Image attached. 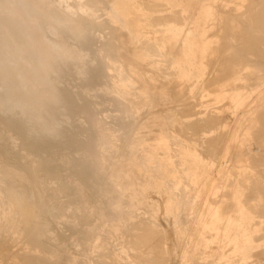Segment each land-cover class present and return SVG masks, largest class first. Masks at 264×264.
Returning a JSON list of instances; mask_svg holds the SVG:
<instances>
[{
	"label": "rangeland",
	"instance_id": "1",
	"mask_svg": "<svg viewBox=\"0 0 264 264\" xmlns=\"http://www.w3.org/2000/svg\"><path fill=\"white\" fill-rule=\"evenodd\" d=\"M116 0H107V1H105L104 3H103V6H104V8L106 7V8H109L110 7V5L112 4V3H114ZM175 1V2H174ZM153 0V3L155 4H152V5H149V8L151 9V8H153V9H151V14H153L155 17H153L154 19H158L157 17H160L159 15H163V14H168L169 12H167V11H163V9L165 8H162L163 6H162V4L164 3H166V4H169L170 5V7L173 9V10H175V11H178V10H184L186 13H190V14H197V13H199L202 9H203V7H205L206 5H204V3L202 2V0H186V1H184V0ZM199 1H200V4H199ZM216 3H215V2ZM227 1H229V2H227ZM210 0V2H209V5L208 6H210L211 7V10H212V12H213V16L215 15V17H213L212 16V20H213V22L215 21V23L216 22H220L219 24L217 23L215 26H214V24L215 23H212V20H210V22H208L209 24V33H210V36H198V35H187L186 33H183L184 35L182 36V38H181V41H182V43L181 44H178V46H176V48H175V46L173 47V48H171L170 46H169V48L167 49L168 51L166 52V53H164V58L166 59V60H164V58H163V60L164 61H162L161 63H160V60H158L159 58L157 57V58H155V60L156 61H154V60H152L153 61V63H152V61L150 60H148L147 61V55L145 56V54H146V52L144 53V51H142L141 52V49L140 48H137V46H136V44H135V42L131 39V41H130V38H131V36H129V33H127L128 31L127 30H125V29H122V27H117V33H118V41H119V43H120V45H121V48H120V50H119V52L117 53V59L118 60H120L121 61V63L124 65V66H126V67H124V70H125V73H128V75H130L131 76V78H132V80H133V84H134V82H136L135 84H136V86H137V84H138V86L136 87L135 86V84H134V86H133V90L131 91L132 93H134L133 95H131L130 97H128V99H126V98H124V99H122L121 100V102H120V105L122 106V108L124 109V111H126L127 112V114L129 115V118H130V125L126 128V129H124V130H116V129H114L113 127H111L108 123V121L105 119V118H103L97 111H93V110H91V112L88 114V118H89V121H90V124H91V132H90V134L87 136V140H88V147H87V150H86V159H85V169H84V171H83V174H80L79 173V171L77 170V168H79L80 167V164H79V161L77 160V159H75V160H73V166H74V168H72V169H70V174H69V178H70V182L71 183H73V185H74V187H75V193H76V196H78L77 197V200H76V206H78V207H76L75 206V208L73 209V211H75L74 212V215L76 216L75 217V220H74V222H76V220H77V222L76 223H74L73 221L72 222H69L68 220V222L66 221V220H63L64 222H62V224L60 225V226H58L57 224H54L53 225V227H52V229H53V231H54V234L56 235V241H57V243L59 244H62V242H64V241H66L65 243L67 244V247H66V250L64 251L65 253H69L70 252V256H71V254L72 253H75V252H77V247H78V245L77 244H81V246H82V248L84 249V250H87V251H89V250H91V248L92 247H95V250L96 251H100V252H102V254L100 255L102 258H104L103 260H105L106 261V258L109 260L110 258L109 257H111L112 259H110L109 261H108V264H112V263H114V264H146V263H148V264H156V262L155 261H157V264L159 263H161V264H163L164 263V261L166 262V263H164V264H184V262H185V264H199V263H201V264H223V259H228L229 258V256H232V254L234 255V252H232V250H231V248H229L230 247V245H229V240H228V238L227 239H225V240H223V242H220L218 245H216V244H213V242H214V237H212L211 238V240H210V237L208 236V235H206L205 234V232H204V234H203V240L201 241V242H199V241H197V242H195L197 239H198V236H196L195 234H188V228L189 227H195L196 225H198L199 224V222H202V225L204 224V226H203V228L204 229H207V228H210L211 229V226L212 225H215V226H217V223H218V214H212L213 212H212V210L211 209H209L208 211H207V214H204V212H205V208H206V206H207V202H209V199H210V197H212V195H213V197L211 198V199H213L215 196H217V191L219 192V194H218V196L219 195H221L222 196V198L224 199L225 198V196H223L224 195V193H223V191H222V193H221V190L223 189V187L225 186L224 184L227 182V174H228V170H230L231 171V173H234L235 171V169L237 168V167H240V168H242L243 167V164H246L247 166H252L254 163H253V161H252V159H253V157L252 156H250L249 157V154H244V150H243V147L245 146V147H247V149H249L250 151L249 152H251V154H255V152H261L262 153V155H260V157L262 158V161L263 162H260L259 160H258V163L259 164H264V137L262 136L263 134H264V126H260V123H261V125H264L263 124V122H264V115H263V113H264V29H262V27L264 26H261L262 24H263V22H264V9H262V8H264V1H262V0H256V2L257 3H259L258 5H257V3L255 2V0ZM254 2V4H255V6L253 7V6H250V5H252V3ZM258 1H260V2H258ZM157 2V3H156ZM173 4H172V3ZM183 4H182V3ZM219 2V3H218ZM237 2V3H236ZM241 2V3H240ZM252 2V3H251ZM239 3V4H238ZM249 3H251V4H249ZM107 4H109V5H107ZM160 4V6H158V5ZM253 4V5H254ZM106 5V6H105ZM159 7H157V6ZM248 5V6H247ZM108 6V7H107ZM153 6V7H152ZM176 6V7H175ZM216 6H218V7H216ZM245 6H247L248 8H250V9H248V11L246 10V7ZM262 6V7H261ZM161 7V8H160ZM225 7V8H224ZM233 7V8H232ZM156 8V9H155ZM177 8V9H176ZM182 8V9H181ZM196 9V10H195ZM218 9H219V11L220 12H222V13H220L219 11H218ZM235 9V10H234ZM260 9V10H259ZM152 10H153V12H152ZM158 10H161V11H158ZM215 10V11H214ZM229 10H230V12H229ZM255 11L256 12V14L254 13L253 14V12L252 11ZM263 10V13L261 12ZM229 13V14H231L232 15V20H233V18H234V16L236 17V14L237 15H239V14H241V12H242V14L241 15H239V16H237L236 18H235V20L236 19H239L238 21H240V23L242 22H244V25L246 26V24H248L246 27L243 25V24H241V26H240V24H239V22L237 21H231V18H229L231 15H229L227 12ZM245 11V14L243 13ZM156 12V13H155ZM220 14H219V13ZM217 13V14H216ZM225 13V14H224ZM233 13V14H232ZM262 15V17H261V15ZM156 14V15H155ZM224 14V15H223ZM235 14V15H234ZM251 14V15H250ZM234 15V16H233ZM243 15V16H242ZM249 16H251V17H249V19H248V17ZM255 15V16H254ZM225 18H224V17ZM226 16H227V18L231 21V22H228V19L226 18ZM253 16V17H252ZM220 17V18H219ZM239 17H241V18H239ZM246 17V18H245ZM255 17V18H254ZM214 18H216V19H218L219 21H217L216 19H214ZM244 20H243V19ZM250 18H251V20H250ZM255 19L256 21H254L253 19ZM260 18V19H259ZM227 21H226V20ZM248 20V21H250V22H252V23H250V22H248V23H246V20ZM257 19H259L258 21H257ZM221 20V21H220ZM223 20H225V22H223ZM263 20V22H260V21H262ZM254 21V22H253ZM227 22H228V24H227ZM256 22H258V24L256 23ZM212 23V24H211ZM224 24V26H223V24ZM230 23V24H229ZM257 24V25H254V24ZM262 23V24H261ZM222 26H221V25ZM233 24V25H232ZM237 24V27H235V29H234V25H236ZM199 25H200V28H203L204 29V27L206 28L207 27V23L205 22V21H203V20H200L199 21ZM226 25V26H225ZM250 25V26H249ZM252 25H254V26H256V27H258V28H254ZM213 26V28H211ZM219 26V27H218ZM228 26L230 27V28H228ZM242 26H244V27H242ZM222 27H223V29H222ZM227 27V29H225V28ZM233 27V28H232ZM246 28L247 30H249V31H251V28L250 27H252V31H251V33H249L248 31H246V29L244 30V29H242V28ZM214 28H216L215 30H214ZM254 28V29H253ZM264 28V27H263ZM212 29V30H211ZM230 31H229V30ZM233 29V30H232ZM223 30H226V31H229V33L227 32V33H223V32H225V31H223ZM231 30H232V32H231ZM244 31V33H243V31ZM263 30V31H262ZM127 31V32H126ZM240 31V32H239ZM253 31H255L254 33H253ZM211 32H214V33H211ZM221 32L222 34H224V36H226V37H228V38H223V35H221V34H219V33ZM248 32V33H247ZM123 33V35H125V36H121V34ZM216 33V34H215ZM244 35H243V34ZM247 33V34H246ZM253 33V35H251ZM237 36H236V35ZM255 34V35H254ZM209 35V34H208ZM213 35V36H212ZM219 35H220V37H222L221 38V40H220V37H219ZM241 35H243V37H244V39L242 38V37H240ZM245 35H246V37H245ZM250 35V36H249ZM216 36H218L217 38H219V39H217L216 38ZM239 36V38H240V40H241V38H242V40H241V42H240V40H239V38H237ZM248 36L251 38H248ZM253 36H255V37H253ZM130 37V38H129ZM149 38V39H148ZM147 39L148 40H150L149 41V43H151L152 41H151V39H150V37H148ZM151 38H153V36L151 37ZM252 38H253V40H252ZM258 38V40H257V43H255L254 42V39H255V41H256V39ZM146 39V40H147ZM223 39H225V40H223ZM121 40V41H120ZM147 40V41H148ZM213 40V41H212ZM215 40V41H214ZM224 42H223V41ZM237 40H239V41H237ZM250 40V41H249ZM261 40V41H260ZM263 40V41H262ZM207 42V41H210V43L209 44H211L210 46H213V48H214V50H215V52H214V50H211V48H210V50L208 51V53H212L211 51H213L214 53H212L211 54V56H214L213 58H211V56H210V54H208V57H206L205 58V61H206V64L207 65H209V67L211 68V70H210V68H207L206 67V65H203L202 63L200 64H198V63H192L191 61H190V59H188L187 58V54H189V56H193L194 58H197V59H199V51H198V49H195V47L193 46V43L194 42H197V43H200V44H203L204 42ZM225 41H227V42H229L228 44H229V46H227V42H225ZM242 41H244V42H242ZM259 41H260V44H259ZM131 42V43H130ZM185 42V43H184ZM231 42V43H230ZM245 42H247L246 44H245ZM248 42H249V44H248ZM252 42V43H251ZM262 42V43H261ZM131 44V46L129 45V44ZM134 43V44H133ZM214 43V44H213ZM221 43V44H220ZM223 43H224V45H223ZM233 43V44H232ZM242 43V44H241ZM124 44V45H123ZM184 46H183V45ZM254 44H255V46H254ZM258 45V47H256L257 45ZM127 45V46H126ZM134 45H135V47H134ZM181 45H182V47H181ZM218 45V46H217ZM232 45V46H231ZM243 45H245V46H243ZM250 45H253V46H251L252 48H250ZM223 46H227V47H224L223 48ZM234 46V47H233ZM243 46L244 48H243V51H241V47ZM128 47H129V49H128ZM132 47V48H131ZM216 47H218V49H220L219 47H222L221 48V50H219L218 51V49L216 48ZM240 48V50H239V48ZM245 47H247V48H245ZM254 47L256 48V49H254ZM134 48H135V50H134ZM212 48V49H213ZM225 48H227V49H225ZM238 48V49H237ZM257 48H259V50L262 52H259V50L257 49ZM260 48H262V50L260 49ZM139 49H140V51H139ZM223 49H224V52H223ZM246 49V50H245ZM128 50V51H127ZM135 52H134V51ZM175 50V51H174ZM183 50V51H182ZM239 50V51H238ZM244 50H245V52H244ZM250 50V51H249ZM258 50V51H257ZM125 51H126V53H125ZM216 51H217V53L219 52V54H217L216 53ZM235 51H238V52H235ZM249 51V52H248ZM253 51V52H252ZM133 52V53H132ZM141 52V53H140ZM168 52H170V54L168 53ZM220 52H222L223 54H222V56H221V53ZM239 52L241 53V54H239ZM248 52V53H247ZM257 52V53H256ZM260 54H259V53ZM180 53V54H179ZM228 53L229 54H231L230 56L228 55ZM234 53V54H233ZM235 53H236V55H235ZM244 53V54H243ZM128 54V55H127ZM135 54V55H134ZM137 54V55H136ZM142 54H144V55H142ZM174 54V55H173ZM179 54V55H178ZM245 54H247V55H245ZM257 56H256V55ZM262 54H263V57H261L262 56ZM168 55H170V58H169V56ZM178 57H177V56ZM183 55V56H182ZM216 55V56H215ZM228 56V58H226L227 56ZM233 55H234V57H233ZM122 56V57H121ZM127 56V57H126ZM130 56V57H129ZM145 58H144V57ZM172 56H175V57H172ZM182 56V57H181ZM218 56V57H217ZM221 57V59H219L220 57ZM241 56L244 58L245 56L246 57H248L249 58V60H250V58H251V60L249 61V60H246L245 61V59H247V58H244L243 60H242V58H241ZM172 57V58H171ZM181 57V58H180ZM210 57V58H209ZM225 57V58H224ZM231 57H233L234 59H232ZM239 59H237V58ZM122 58V59H121ZM134 58V59H133ZM167 58H169V62H168V60H167ZM177 59L178 60V62H186L187 64H189L190 66H191V68H189V71L187 72L188 74H189V76L191 77V79H196V77H198V76H202L203 78H205V80H206V78H208L207 80L208 81H210V80H217L218 79V77H219V79H218V81H216L217 82V89H215L216 87H213V84L214 83H216V82H213V80L212 81H210L209 83H211V84H207V80L205 81V83H204V85H207V88H208V90H210L211 92L213 91V90H215V92L217 93L218 92V87H219V85H220V87H219V89L220 88H222V85H223V87H229V86H231V85H233L234 84V79L235 78H238L239 79V82H236V86L237 85H240V88L238 89V90H236L235 92L237 93V98L236 99H234V101H232V103H230L229 101H227L228 103L227 104H229L228 106L226 105V100H224V101H217V100H215V101H213V99L212 100H200V99H197V98H194L193 97V100H195L196 101V103H198V110L196 109V111H198L200 114H196V113H194V111H195V108H197V107H195L194 105L196 104L195 103V101H193L192 99H191V101L192 102H194V103H192V102H189L190 101V98L191 97H189V96H191L192 94H191V90L189 91V89L187 88V87H185L187 84H189V83H187L186 85H185V83L181 80V79H178L177 77H175L176 75H175V73L174 74H172L173 73V66H169L170 64L171 65H173L172 63V60H170V59ZM179 58V59H178ZM183 58H185V59H183ZM208 58V60H206ZM222 58H223V60H222ZM235 58L238 60L237 62H236V60H235ZM123 59H124V61H123ZM139 60V61H137V60ZM144 59L146 60V61H144ZM217 59V60H216ZM227 59V60H226ZM233 60L232 62L230 61V60ZM135 60V61H134ZM159 62H158V61ZM180 60V61H179ZM219 60V61H218ZM228 60H229V62H231L230 64H228ZM255 60V61H254ZM260 60V61H259ZM133 61V62H132ZM145 63H144V62ZM165 61H166V63H165ZM217 61V62H216ZM224 61H226L225 62V65H223L224 64ZM256 63V64H254V62ZM258 63H257V62ZM128 62H129V64H131V65H129L128 64ZM150 62H151V66L149 65L150 64ZM155 62H157L159 65H157ZM164 62V66L165 67H167L166 69L167 70H165V67H164V69H163V65H161L162 63ZM169 64H168V63ZM209 64H208V63ZM217 64H216V63ZM219 62H223L222 64H220L219 65ZM234 62H236V63H234ZM243 62V63H242ZM251 62H253V63H251ZM137 65H136V64ZM140 63V64H139ZM144 63V64H143ZM147 63V64H146ZM213 63H214V66H212L213 65ZM233 63V64H232ZM242 63V64H241ZM133 64H135L134 66H133ZM138 64L140 65V66H138ZM142 64V65H141ZM156 64V65H155ZM216 64V65H215ZM238 64V65H237ZM252 64V65H251ZM259 64H260V66H259ZM147 65V66H146ZM149 65V66H148ZM161 65V66H160ZM211 65V66H210ZM217 65H219V67L217 66ZM227 65H229V67H227ZM231 65H233V67H231ZM242 65V66H241ZM155 66V67H154ZM156 66H157V68L160 70H156L157 68H156ZM160 68H159V67ZM224 66V67H223ZM262 66V67H261ZM135 67V68H134ZM144 67H147V70H146V68H144ZM148 67H149V69H148ZM214 67V68H213ZM221 67V68H220ZM235 67V68H234ZM139 68H140V70H139ZM171 68L173 69L172 70V73H171ZM207 68V69H206ZM226 68H228V69H230L229 71H227V69ZM243 68V69H242ZM262 68V69H261ZM128 69V70H127ZM136 69V70H135ZM151 69H153V71L151 70ZM212 69H214L213 71H212ZM218 69H221V70H219V71H222V69H224V71H227V73L225 74V73H223V71H222V74H220V73H217V71H218ZM126 70H127V72H126ZM143 70V71H142ZM164 70H165V72H168V73H171V74H169L168 75V73H167V75H166V73L164 72ZM236 70H237V72H236ZM251 70V71H250ZM149 72L148 73V75H147V73L146 72ZM159 71V72H158ZM170 71V72H169ZM208 71H211V72H207ZM218 71V72H219ZM239 71V72H238ZM241 71H243V73L241 72ZM134 74H133V73ZM139 72V74H138V76H137V73ZM144 72V73H143ZM144 75H143V74ZM158 73V74H157ZM164 75H163V74ZM209 73H210V75H209ZM214 73V74H213ZM230 73V74H229ZM231 73H233V74H231ZM141 74V75H140ZM162 74V75H161ZM218 75V76H216V75ZM223 74H225V76L227 75H231L230 77H232V78H229V76L228 77H224V75ZM155 75V76H154ZM159 75V76H158ZM175 75V76H174ZM215 75V76H214ZM234 75V76H233ZM245 75V76H244ZM248 75V76H247ZM210 76V77H209ZM224 77V78H222V77ZM262 76V77H261ZM161 77V78H160ZM163 77V78H162ZM212 77V79H210ZM216 77V79H214V78ZM245 77V78H244ZM247 78V79H246ZM256 78V79H255ZM261 78V79H260ZM140 79V80H139ZM146 79V80H145ZM153 79V80H152ZM156 79V80H155ZM222 79V80H221ZM224 79V80H223ZM148 80V81H147ZM162 80V81H161ZM172 80V81H171ZM158 81V82H157ZM171 81V82H170ZM173 81L175 82V84H176V81H177V84L178 85H180V87L179 86H177V85H175L174 83H173ZM180 82V84H179V82ZM219 81L221 82V84L219 83ZM223 81H224V83L225 84H223ZM226 81V82H225ZM249 81V82H248ZM260 81V82H259ZM139 82H140V84H139ZM143 82L145 83V84H143ZM156 82H157V84H156ZM167 82V83H166ZM182 82L184 83V84H182ZM168 83H170V84H168ZM173 83V84H172ZM219 83V84H218ZM240 83V84H239ZM252 83V84H251ZM254 83V84H253ZM150 84V85H149ZM153 84H154V86H153ZM162 84V85H161ZM164 84H166L165 86H164ZM255 84H257V85H255ZM142 85V86H141ZM153 87H152V86ZM158 85V86H157ZM208 85H210V86H208ZM214 85V86H215ZM229 85V86H228ZM243 85V87L244 88H242L241 86ZM247 85H248V87H247ZM252 85V86H251ZM254 85V86H253ZM162 86H164V87H162ZM174 87V86H176V87H178V88H172V87ZM188 86V85H187ZM234 86V85H233ZM136 87V88H135ZM156 89H155V88ZM160 87V88H159ZM182 87H183V90L185 89H187L186 91L187 92H185V90L183 91L182 90ZM211 87H213L212 89H211ZM158 88V89H157ZM137 91H136V90ZM138 89H140V91L138 90ZM161 90H167V92L166 91H164V92H162ZM178 91V93H177V91ZM150 91V92H149ZM153 91V92H152ZM259 91V92H258ZM136 92V93H135ZM166 92V93H165ZM173 92H175V93H177V97H176V94H173ZM185 92V96H183V93ZM214 92V91H213ZM212 92V93H213ZM131 93V94H132ZM139 95H138V94ZM147 93H149V94H147ZM182 93V94H181ZM189 93V94H188ZM140 94H141V96H140ZM179 94H181V95H179ZM142 95H143V97H142ZM148 95V96H147ZM187 95V96H186ZM212 95H215L214 93L212 94ZM254 95V96H253ZM133 96H134V98L135 97H137V98H133ZM144 96H145V99H144ZM193 96V95H192ZM252 96H253V98H252ZM133 98V99H131V101H129V98ZM151 97H152V100H151ZM175 97V98H174ZM181 98L182 100H179V98ZM187 97H189V100H188V98ZM142 98H143V100H142ZM177 98H178V101H177ZM137 99H139L138 101H136ZM176 99V100H175ZM125 100V101H124ZM127 100H128V102H127ZM141 100V101H140ZM148 102H150V103H148ZM183 100H186V101H183ZM135 103H134V102ZM140 101V103H138ZM197 101H199V102H197ZM208 101V102H207ZM213 102V103H210V102ZM250 101V102H249ZM257 101V102H256ZM153 102H154V104H153ZM178 104H177V103ZM186 103L187 102V104H185L184 103V105L182 104V103ZM203 102H205V103H203ZM249 102V103H248ZM180 103V104H179ZM191 103L192 105V108H191V106H189V104ZM206 103H208V104H206ZM225 103V104H224ZM130 104V105H129ZM134 104H135V106H134ZM151 106H153V107H150V105ZM183 106H182V105ZM194 104V105H193ZM224 105V107L223 106H221V105ZM148 105V106H147ZM173 107H172V106ZM176 105V106H175ZM180 107H179V106ZM219 105H220V107H219ZM134 106V107H133ZM143 106H146V107H144V108H142ZM166 106V107H165ZM179 108H178V107ZM186 106L190 109V112H189V109L188 108H186ZM199 106H201V107H199ZM216 106V107H215ZM218 106V107H217ZM137 107H139V108H137ZM177 107V110L175 109ZM205 107V108H204ZM207 107V108H206ZM135 108V109H134ZM181 108V109H180ZM183 108V109H182ZM186 108V109H185ZM193 108H194V111H192L193 110ZM202 109V108H204V110L202 109L201 111H199L200 109ZM213 108L215 109L214 110V112L212 113V112H208V110L209 111H211V110H213ZM222 108V109H221ZM226 109V110H224V109ZM139 109H140V111H139ZM162 109V110H161ZM179 109H180V111H179ZM188 109V110H187ZM192 109V110H191ZM218 109V110H217ZM219 109H221V111L219 110ZM235 109V110H234ZM241 109H243L242 111H241ZM133 110V111H132ZM136 110H137V112H139V115H137L138 113L136 112ZM186 111V114H185V111ZM155 113H154V112ZM184 113H183V112ZM192 111V112H191ZM195 111V112H196ZM216 111V112H215ZM226 111V112H225ZM232 111V112H231ZM151 112V113H150ZM154 114H153V113ZM180 113V115L178 116V114ZM197 112V113H198ZM203 112V113H202ZM207 112H208V115H207ZM222 112H223V114H222ZM137 113V114H136ZM156 113H157V115H156ZM183 113V114H182ZM189 113H193L194 115H192V116H188V114ZM210 113V114H209ZM211 113H212V115L213 116H215L216 118L217 117H219V115H220V117L219 118H217V119H215V117L213 118L212 116H211ZM214 113H217L216 115L214 114ZM256 113V114H255ZM151 114V115H150ZM182 114V115H181ZM219 114V115H218ZM148 115V116H147ZM177 115V116H176ZM191 115V114H190ZM205 115V116H204ZM207 115V116H206ZM212 117H210V116ZM222 115V116H221ZM256 115V116H255ZM146 118H145V117ZM181 116V117H180ZM183 116V117H182ZM186 116V117H185ZM203 118H202V117ZM225 116V117H224ZM243 116V117H242ZM249 116V117H248ZM254 116V117H253ZM155 117H157V118H155ZM206 117H208L209 119H207V120H205L206 119ZM233 117V118H232ZM142 118H144V119H142ZM147 118H148V120H147ZM180 118H182V119H180ZM186 118V119H185ZM189 118H191V119H189ZM195 118H197V119H194ZM223 118H225L226 120L228 119V120H230V121H228L229 123H226V122H224L223 123V121L225 120H223ZM241 118V119H240ZM142 119V120H141ZM183 119H185V120H190V121H188V122H186L185 123V121L183 120ZM199 119V120H198ZM204 119V120H203ZM210 119H211V121H210ZM212 119H214V120H216V122H212ZM219 119V120H218ZM220 119L221 120H223V121H220ZM258 119V120H257ZM156 120V121H155ZM160 122H159V121ZM193 120V121H192ZM197 120V121H196ZM235 120V121H234ZM262 120V121H261ZM100 121V122H99ZM193 122V126L195 125V126H198V127H196V128H198V129H200L201 128V126H202V124L204 123V121H205V125L203 124V128H201V130L202 131H199L198 129H193V127L191 126L192 125V122ZM195 121V122H194ZM206 121H208V122H206ZM217 121L219 122L220 121V123H217ZM240 121V122H239ZM139 122V123H138ZM156 124H155V123ZM184 122V123H183ZM190 122V124L188 125L187 123H189ZM200 122H202V124L200 123ZM210 122H212V123H210ZM223 124H222V123ZM145 123H148V124H145ZM154 123V124H153ZM160 123V124H159ZM163 123V124H162ZM165 123V124H164ZM195 123H199V124H195ZM216 123V124H215ZM108 124V125H107ZM144 126H143V125ZM150 124H152V125H150ZM167 124V125H166ZM185 124H186V126H185ZM213 124V125H212ZM215 124V125H214ZM228 124V125H227ZM141 125H142V127H141ZM166 127H165V126ZM178 126V129H180V133L179 132H177V131H179L178 129H176V127ZM200 125V126H199ZM210 125H212L211 126V128L213 129V131H215L214 133H213V131H212V129L210 128V126H209V128H208V126ZM218 125V126H217ZM233 125V126H232ZM136 128H134V127ZM140 126V127H139ZM183 126V127H182ZM184 126H185V128H184ZM194 126V127H195ZM221 126H222V128H221ZM245 126V127H244ZM139 127V128H138ZM190 127V129H188ZM214 127H215V130H214ZM233 127V128H232ZM260 127L262 128V129H260ZM141 128V129H140ZM182 128V129H181ZM186 128H187V130H186ZM218 128V130H216ZM107 129V130H106ZM159 129V130H158ZM162 129H165V130H168L169 129V131H170V151H169V154L168 155H166V154H161L160 152L161 151H163L164 149H163V146H161L162 144H160L159 142H161L162 141V139L160 138L161 136L160 135H162ZM192 129V130H191ZM210 129V130H209ZM228 129H231V130H228ZM114 130H115V132H114ZM153 130V131H152ZM183 130H184V133H186V134H188L187 136H186V134H184V133H182L183 132ZM186 130V131H185ZM189 130H191V131H189ZM195 130H198V131H196V133L195 134H193L192 135V132H194ZM206 130H207V134H206ZM208 130L210 131V132H212V134H214V135H212V134H210V132H208ZM222 132L223 130H225V132H222V134H221V132ZM241 130V131H240ZM261 130V131H260ZM109 131V132H108ZM114 133H113V132ZM117 131L118 132H121V134L120 133H117ZM158 131H160V132H158ZM203 131H205V132H203ZM219 131V132H218ZM131 132V133H130ZM138 132V133H137ZM188 132V133H187ZM198 132V133H197ZM201 132H203L202 134V136L199 134V133H201ZM258 132V133H257ZM97 133H98V135H97ZM129 133H130V135H129ZM174 133V134H173ZM219 135H218V134ZM225 133V134H224ZM227 133V134H226ZM176 134V135H175ZM184 134V135H183ZM192 135V136H189V135ZM198 134V135H197ZM210 134V135H209ZM217 134V135H216ZM113 135H115V136H113ZM119 135H120V137H119ZM138 135V136H137ZM152 135V136H151ZM154 135H156V136H154ZM212 135V137L214 136L216 139H217V142L218 143H215V141H216V139H215V141H214V145L217 147V148H219V149H216V147L213 145V144H211V142L214 140V137H213V139H212V137H210ZM216 135V136H215ZM221 135V136H220ZM225 135V136H224ZM255 135V136H254ZM98 136H99V138H98ZM116 136H118L117 137V141H113V139L114 138H116ZM136 136V137H135ZM142 136V137H141ZM145 136V137H144ZM147 136H149V137H147ZM151 136V137H150ZM155 138H154V137ZM209 138H208V137ZM220 136V138H217V137H219ZM224 138H223V137ZM260 136V137H259ZM109 137V138H108ZM114 137V138H113ZM128 137V138H127ZM147 137V138H146ZM153 137V138H152ZM190 137V138H189ZM191 137H193L192 139H191ZM199 137V138H198ZM223 139H222V138ZM226 137V138H225ZM121 139V140H123V142H124V144L122 143V141L120 142V140L119 139ZM133 138V139H132ZM160 138V139H159ZM198 138V139H197ZM203 138H204V141H203ZM206 138V139H205ZM257 138H258V140H257ZM124 139H127L126 141L124 140ZM137 139V140H139V141H141V142H138L137 140V143H140V145L139 144H137L136 143V141L135 140ZM146 139L148 140V141H146ZM156 140L155 141V145L153 144L154 143V140ZM158 139H159V141H158ZM183 139V140H182ZM191 139V140H190ZM208 139H211V140H208ZM219 139H221V140H219ZM100 140V141H99ZM104 140V141H103ZM115 140V139H114ZM134 140V141H133ZM153 140V141H152ZM199 142H198V141ZM205 140H207L206 142H205ZM113 141V145L112 144H110V142H112ZM128 141V142H127ZM145 141H146V143L147 144H149V146L145 143ZM186 141V142H185ZM205 142V143H203L202 144V142ZM210 143H209V142ZM222 141H223V144H221L222 143ZM116 142V143H115ZM120 142L122 145H123V148H125L124 150L119 146V144L118 143ZM191 142H194V143H191ZM196 142H198V143H196ZM208 142V143H207ZM219 142H221V143H219ZM233 142V143H232ZM257 142V143H256ZM263 142V143H262ZM196 143V144H195ZM200 143L203 145H200ZM213 143V142H212ZM259 143V145H257L256 146V144H258ZM106 144V145H105ZM118 144V145H117ZM127 144V145H126ZM157 144V145H156ZM176 144V145H175ZM207 144H208V146H207ZM210 144V145H209ZM218 144L221 146V147H218ZM133 145V146H132ZM138 145V146H137ZM141 145L144 147V148H146V147H148V149L146 148L145 149V151L143 150L144 148L143 147H141ZM174 145H175V147H174ZM190 145V146H189ZM194 145V146H193ZM204 145H206V146H204ZM235 145H236V147H235ZM254 145H255V147H254ZM101 146H103V147H101ZM114 146V147H113ZM120 147V148H117V147ZM153 148H152V147ZM155 146H157L156 148H157V150L156 151H154L155 149H154V147ZM161 148H160V147ZM196 146L198 147V149H196ZM212 146V147H211ZM232 146H234L233 148H232ZM112 147H113V149H112ZM140 147H141V150H143L141 153H140V151H139V149H140ZM151 147V148H150ZM179 147V148H178ZM204 147H206V148H204ZM208 147H210L211 149L212 148H214V149H212L211 150V152L212 153H214V156H213V154L212 153H210V151H209V149H208ZM224 147V148H223ZM103 148H105V149H103ZM111 148V149H110ZM114 148H116V149H114ZM165 148H166V145H165ZM191 148V149H190ZM204 148V149H203ZM221 148V149H220ZM231 148H232V150H231ZM102 149V150H101ZM120 150L121 152L119 153V151H117V150ZM151 149V150H150ZM159 149V150H158ZM160 149H163V150H160ZM200 149L201 150H204V151H200ZM205 149H208V150H205ZM215 149H216V151L218 150V151H220V152H216L215 151ZM223 149V150H222ZM238 151H237V150ZM255 149V150H254ZM23 150H25L26 151V153H25V151L23 152ZM28 150V151H27ZM109 150V151H108ZM111 150V151H110ZM123 150V151H122ZM167 150V149H166ZM241 150V151H240ZM259 150V151H258ZM21 151L24 153V154H26L28 157H30L31 155L30 154H32V152L34 151V147L33 146H30V147H24V148H21ZM148 151V153H149V156H147L148 158H150V156L152 157V154H153V158H154V156H156L154 159H152V158H150L149 159V161H147V159L148 158H146V155L148 154H146V152ZM154 153H153V152ZM160 151V152H159ZM173 151V152H172ZM182 154H180L179 152ZM206 151V153H204V155H203V153L202 152H205ZM215 151V152H214ZM231 151V152H230ZM232 151H233V154H232ZM243 151V152H242ZM248 151V150H247ZM117 152V153H116ZM122 152H124V153H122ZM166 152V151H165ZM185 152H186V154H185ZM209 152V153H208ZM28 153V154H27ZM119 153V154H118ZM160 153V156H158L157 154H159ZM171 153V154H170ZM208 153V154H207ZM215 153L218 155V157H217V155H215ZM220 153H222L221 155H220ZM237 153V155L239 154V157L236 159L235 157L237 156V155H235ZM241 153V154H240ZM122 154V155H121ZM124 154H125V157H124ZM128 154V155H127ZM137 154H139V155H137ZM145 154V155H144ZM190 156H189V155ZM193 154V155H192ZM211 154V155H210ZM231 154V155H230ZM176 157H175V156ZM188 157H187V156ZM192 155V156H191ZM201 155V156H200ZM209 155V156H208ZM229 155H230V157L232 158H230L229 157ZM120 156V158H118ZM135 156V157H134ZM139 156H140V158H139ZM172 156V157H171ZM179 156V157H178ZM182 156V157H181ZM185 156V158H183ZM195 156V157H194ZM211 156H213V157H211ZM220 156V157H219ZM233 156V157H232ZM256 157H257V155H255ZM132 157V158H131ZM175 157V158H174ZM178 157V158H177ZM207 159H206V158ZM216 157V158H215ZM242 157V158H241ZM117 158V159H116ZM131 158V159H130ZM134 158H139V159H134ZM162 160H161V159ZM165 158V159H164ZM177 158V159H176ZM204 158V159H203ZM210 158V159H209ZM220 160H219V159ZM224 158V159H223ZM226 158H228V159H226ZM230 158V159H229ZM132 160V161H130V160ZM134 159V160H133ZM215 159V160H214ZM233 159H236V161L234 162L233 161ZM248 159V160H247ZM251 159V160H250ZM95 160V161H94ZM138 160H140L139 162H138ZM153 160V161H152ZM185 160V161H184ZM192 160V161H191ZM226 160H227V162H226ZM94 161V162H93ZM121 161H122V163H121ZM126 161V162H125ZM131 163H130V162ZM135 162V167H134V163H132V162ZM156 161V162H155ZM162 161H165V163H166V161H167V164H169V166H170V170H169V177L171 178L170 179V189L171 190H169V192H167L166 194H168V195H166L165 194V201H167V203L170 205V203H171V205L169 206L170 208H169V213L170 214H162V212L160 213V215L159 214H153V217H152V214H134V211L136 212L137 210H138V208H139V210H141V208H142V210L144 209V210H146L147 209V207H149V209L150 210H152L153 212H156L159 208H157L158 207V203H157V196L156 195H154V193H153V190H154V188L156 187V186H161L162 185V176H163V172H162ZM182 161V162H181ZM189 161V162H188ZM197 161V162H196ZM219 161H220V163H219ZM222 161V162H221ZM225 161V162H224ZM124 162V163H123ZM154 162H155V164H154ZM196 162V164L195 165H193L194 163ZM246 162V163H245ZM255 162V161H254ZM40 163V162H39ZM138 163H139V166H138ZM193 163V164H192ZM218 163V164H217ZM222 163V164H221ZM237 163V164H236ZM28 164H29V166H28ZM37 165H38V167L36 166L35 168L37 169V171L35 170V168H31L32 167V165H31V163H27L26 162V164H25V166H28V167H24V163L23 164H20V167L22 166L23 168L22 169H24V170H26V168L27 169H29L27 172H28V174H30V178L32 177V178H34L35 177V175H36V177H35V179H32V182L30 183V181H31V179L29 178L28 180H29V182H28V180H27V183H28V186L30 185V187L31 188H34V191H36L35 193H37L36 194V196L41 192V190H42V192L44 191V188H42V185L46 188V189H49V187L51 186L52 188H55V187H57V186H60V185H57V183H54L53 181H52V179H51V177L50 176H48L47 175V172H45V170H43L40 166H39V164L38 163H36ZM130 164V165H129ZM137 164V165H136ZM149 164V165H148ZM198 164V166H196ZM232 164V165H231ZM133 165V166H132ZM172 165H173V167H172ZM207 165H209V167L207 166ZM227 165V166H226ZM236 167H235V166ZM140 167V168H138V167ZM184 166V167H183ZM195 166V167H194ZM218 166V167H217ZM220 166V167H219ZM264 166V165H263ZM40 167V168H39ZM180 167V168H179ZM193 167V168H192ZM197 167V168H196ZM230 167V168H229ZM234 169H232V168ZM142 168V169H141ZM161 168V169H160ZM191 168V169H190ZM31 169V170H30ZM100 169V170H99ZM111 169V170H110ZM116 169V170H115ZM119 169V170H118ZM140 169V170H139ZM144 169V170H143ZM147 169V170H146ZM175 169V170H174ZM176 169H177V171H176ZM180 169V170H179ZM196 169V170H195ZM200 169V170H199ZM54 169H52L50 172H52ZM137 170V171H136ZM149 171L148 173L151 175L150 177H151V179H149V183H148V186H146V187H144V185H145V180L143 181L142 180V176H141V174H143V171ZM204 171V173H203V171ZM215 170V171H214ZM220 172H219V171ZM35 173H34V172ZM42 171V172H41ZM142 171V172H141ZM176 171V172H175ZM188 171V172H187ZM212 171H213V173H212ZM137 172V173H136ZM192 172V173H191ZM215 172H216V175H215ZM32 173H34V174H32ZM40 175H39V174ZM53 173V172H52ZM122 173V174H121ZM181 173V174H180ZM189 173V174H188ZM207 173V174H206ZM224 173V174H223ZM38 174V175H37ZM146 174V173H145ZM155 174V175H154ZM201 174V175H200ZM222 174V175H221ZM166 175V171H165V174H164V178L166 179L167 177L165 176ZM194 175V176H193ZM204 175H205V177H204ZM207 175V176H206ZM219 175V176H218ZM221 175V176H220ZM39 176V178H40V182H38L39 181V178H37ZM92 176V177H91ZM94 176V177H93ZM138 176V177H137ZM141 176V177H140ZM157 176V177H156ZM180 176V177H179ZM189 176V177H188ZM216 176H217V178H216ZM160 177V178H159ZM222 177V178H221ZM46 179L45 180V182H44V180L43 179ZM94 178V179H93ZM191 178V179H190ZM197 178H199L198 180H196ZM212 178H214V179H212ZM38 179V180H37ZM42 179V180H41ZM106 179H107V181L108 182H106ZM128 181H127V180ZM140 180L141 179V181H143L144 182V185H142L141 187L139 186H137V183H136V181L137 180ZM164 179V180H165ZM220 179V180H219ZM35 182H34V181ZM94 180V181H93ZM175 180V181H174ZM190 180H192V181H190ZM211 180V181H210ZM37 181V182H36ZM50 181H52V182H50ZM92 181V182H91ZM118 181V182H117ZM129 181H131V182H133V183H131V182H129ZM153 181H154V183H155V185H154V183H153ZM161 181V182H160ZM190 181V182H189ZM158 182V183H157ZM166 182H167V180H165V184H166ZM203 182V184L201 185V183ZM210 182V183H209ZM221 182V183H220ZM37 183H39V185H37ZM40 183H42V184H40ZM43 183H45V184H43ZM47 183H48V188L46 187V185H47ZM49 183H52V184H49ZM54 183V184H53ZM208 183V184H207ZM223 183V184H222ZM35 184V185H34ZM57 186H56V185ZM92 184H95V185H92ZM103 184V185H102ZM158 184V185H157ZM182 184V185H181ZM211 184H212V186H211ZM217 184H220V186H219V188H215L214 186H216ZM53 185L55 186V187H53ZM98 185V186H97ZM112 185V186H111ZM116 185H118V186H116ZM133 185H134V187H133ZM146 185H147V183H146ZM173 185V188L171 187ZM187 185V186H186ZM193 185V186H192ZM33 186V187H32ZM37 186V187H36ZM64 185H61V188L63 187ZM91 186V187H90ZM203 186V187H202ZM40 187V189L38 190V188ZM50 187V188H51ZM96 187V188H95ZM100 187V188H99ZM119 187V188H118ZM143 187H144V189H143ZM190 187V188H189ZM207 187V188H206ZM214 187V188H213ZM36 188H37V190H36ZM42 188V189H41ZM51 188V189H52ZM87 188V189H86ZM101 188H102V190H101ZM104 188L106 189V190H104ZM110 188H112V189H110ZM117 188V189H116ZM123 188V189H122ZM128 188V189H127ZM133 188V189H132ZM179 188V189H178ZM203 190H202V189ZM213 188V189H212ZM89 189V190H88ZM119 189V190H118ZM126 189V190H125ZM130 189V190H129ZM150 189V190H149ZM156 189V188H155ZM158 189V188H157ZM187 189V190H186ZM201 189V190H200ZM146 190H148V192H149V195L148 194H145L144 195V199H142V197L140 196V198H139V202H138V197H137V191H146ZM151 190H152V192H151ZM198 190V191H197ZM200 190V191H199ZM205 190H207V191H205ZM55 191V190H54ZM53 191V192H54ZM114 191V192H113ZM121 191V192H120ZM124 191V192H123ZM128 191L130 192V193H128ZM178 191V192H177ZM201 191H202V194H201ZM39 192V193H38ZM41 192V193H42ZM150 192H151V194H150ZM155 192H156V190H155ZM175 192V193H174ZM193 192H194V194H193ZM41 193H40V195H38L37 196V198L38 197H40V196H42L43 195V193H42V195H41ZM55 193L56 194H54L53 193V195H57V192L55 191ZM79 195H78V194ZM106 193V194H105ZM108 193H109V195H108ZM127 193L129 194V196L127 195ZM188 193V194H187ZM210 193H211V195H210ZM178 194V195H177ZM81 195V196H80ZM85 195H87V196H85ZM110 195H112V196H110ZM124 195H127V196H125V197H127L128 199L126 200V198H124ZM153 195V196H152ZM199 195V196H198ZM110 196V197H109ZM115 196V197H114ZM137 198H136V197ZM162 196V195H161ZM170 196V197H169ZM195 196H198V197H200V198H198V197H195ZM210 196V197H209ZM118 197V198H117ZM175 197V198H174ZM176 197H178V198H176ZM9 198V196L7 195V193H6V191H4L3 190V186H2V184H1V182H0V206H3V207H5V206H7V199ZM115 198V199H114ZM119 198H121V199H119ZM148 198V199H147ZM173 198V199H172ZM196 198V199H195ZM203 198V199H202ZM117 199V200H116ZM122 199H124L123 200V202L125 201L126 203L124 204L123 202H122ZM200 199L202 200V203H200ZM205 199H206V201H205ZM87 200V201H86ZM114 200V202H112V201ZM115 200H116V202H115ZM130 200V201H129ZM147 202H146V201ZM180 200V201H179ZM122 203H121V202ZM129 201V202H128ZM135 201H136V204H135ZM170 203H169V202ZM187 201H188V203H187ZM190 201V202H189ZM195 201H198L200 204H202V207H203V210H202V212H203V214H197V217H198V215H199V217L197 218H195L194 219V216L196 215V214H194L193 213V211H194V206H195ZM205 201V202H204ZM212 201V200H211ZM119 202V203H118ZM145 202V203H144ZM133 203V204H132ZM151 203V204H150ZM157 203V204H156ZM166 203V202H165ZM103 204H105V205H103ZM108 206H107V205ZM115 204V205H114ZM123 204V205H122ZM132 204V205H131ZM168 204H167V206H168ZM175 204H176V206H175ZM179 204V205H178ZM192 204V205H191ZM82 205V206H81ZM143 205V206H142ZM174 205V206H173ZM142 206V207H141ZM155 206H157V207H155ZM181 206H183V207H186L187 209H185V211H181L180 209L182 208ZM79 207H80V209H82V211H80V209H79ZM155 207V208H154ZM189 207V208H188ZM157 209V210H156ZM78 210V211H77ZM178 210V211H177ZM193 210V211H192ZM106 211V212H105ZM175 211V212H174ZM72 212V211H71ZM82 212V213H81ZM121 212V213H120ZM181 212H182V214H181ZM186 212V213H185ZM188 212V213H187ZM185 213V214H184ZM3 214H5V217H4V220L2 221V223L0 224V263L1 264H11V263H13V264H20V262L22 263L23 262V264L25 263V264H33V262H34V264H51V262L53 263V262H55V263H53V264H60V260L62 259V263L64 264V262L66 261V260H68V261H66V263L68 264L69 263V259H66V257H64V259L63 258H61L62 256H60V258L58 257L59 255H55V253L53 252H50L49 250H47V249H45V248H43L44 246L43 245H45V243L43 242V244L41 243V241L39 240V237L37 238V240L36 241H38L37 243L36 242H34L35 241V239H36V236H38L39 235V229L38 228H36L34 225H33V223H34V218H31V220H30V223L29 224H27V225H24V224H22L21 222H20V219H22L23 218V216H21L20 214H25L24 212H22V211H20V212H14V211H4V213ZM7 214H15L14 215V217L12 218V219H9V216L7 215ZM71 214L72 213H70V216H71ZM110 214V215H109ZM112 214H114L113 216H112ZM178 214V215H177ZM88 215V216H87ZM176 215V216H175ZM187 215V216H186ZM189 215V216H188ZM73 216V215H72ZM71 216V217H72ZM117 216V217H116ZM127 216V217H126ZM71 217H70V219H71ZM129 217V218H128ZM141 217V218H140ZM181 217V218H180ZM191 217V218H190ZM142 218H143V222H142ZM141 219V220H140ZM189 219V220H188ZM192 219V220H191ZM71 220H73V219H71ZM70 220V221H71ZM88 220V221H87ZM117 220V221H116ZM188 220V221H187ZM66 221V222H65ZM92 221V222H91ZM138 221V222H137ZM33 222V223H32ZM90 222H91V224H90ZM32 223V224H31ZM88 223V224H87ZM147 224V225H144V224ZM198 223V224H197ZM138 224V225H137ZM174 224V225H173ZM182 224V225H181ZM183 224H184V226H183ZM192 224V225H191ZM195 224V225H194ZM131 225V226H130ZM136 225V226H135ZM143 225H144V227H143ZM154 225V226H153ZM172 225V226H171ZM119 226V227H118ZM145 226H146V228H148L147 230H146V228H145ZM148 226H151V227H148ZM160 226V227H159ZM170 226V227H169ZM180 226V227H179ZM29 227H31L32 228V230H31V228H29ZM138 227H140V228H142V229H138ZM162 227V228H161ZM171 227H172V229L173 230H171ZM174 227V228H173ZM150 228L151 229H153L152 231H153V233H152V231L150 230ZM176 228H177V230H176ZM28 229H30V231H31V233H30V231L28 230ZM119 229H121V230H119ZM36 230V231H35ZM124 230V231H123ZM133 230V231H132ZM140 230V231H139ZM147 232H145V231ZM161 230V232H159V233H157L158 231H160ZM208 230V229H207ZM29 231V232H28ZM33 231H34V233H33ZM118 231H120V233H118ZM144 231V233H142ZM148 231H149V233H150V231H151V234H152V236H154L155 235V233H156V235L158 236V234H160L159 235V237L160 236H162V235H164L163 237V239L165 240H161L162 239V237H157V238H159V239H157L155 236H154V239L155 240H159L158 242H161L160 243V245H164V247H163V245L162 246H160L158 243H157V241H155L154 239H153V237H151V236H149V234H148ZM155 231H157V232H155ZM166 231V232H165ZM174 231H176V232H174ZM28 234H27V233ZM35 232H37L38 233V235L35 233ZM130 232L134 235H132V234H130ZM208 233H209V231H207ZM33 233V234H32ZM136 233V234H135ZM161 233H162V235H161ZM164 233V234H163ZM169 233V234H168ZM171 233V234H170ZM36 234V235H35ZM146 234V235H145ZM147 234H148V236H147ZM150 234V235H151ZM180 234V235H179ZM183 234V235H182ZM31 235V236H30ZM35 235V239L34 240H32ZM76 235H78L77 237H75ZM131 235V236H130ZM145 235V236H144ZM169 235V236H168ZM187 235V236H186ZM15 236H16V238H15ZM25 236V237H24ZM136 236V237H135ZM138 236V237H137ZM146 236H147V238H146ZM175 236V237H174ZM23 237V238H22ZM32 237V239H31V241L29 240L30 238ZM120 237V238H119ZM122 237V238H121ZM132 237H134L135 239L137 238H139V240H134V238H132ZM143 237V238H142ZM145 237V238H144ZM169 237V238H168ZM179 237V238H178ZM183 237H185V238H183ZM189 237V238H188ZM29 238V239H28ZM130 239V238H132L133 240H134V242L133 241H131V240H128V239ZM142 238V239H141ZM149 238H150V241H148L149 240ZM168 238V239H167ZM187 238V239H186ZM258 238H260L259 236H258ZM23 239V240H22ZM27 239V240H26ZM75 239V240H74ZM147 241H146V240ZM180 239V240H179ZM185 240V242L183 241V240ZM15 240V241H14ZM74 240V241H73ZM142 242H141V241ZM143 240H145L147 243L146 244H144L145 242L143 241ZM170 240H171V242H170ZM192 240V241H191ZM39 241H40V243H39ZM73 241V242H72ZM117 241V242H116ZM129 241V242H128ZM138 241H140V242H138ZM177 241V242H176ZM182 241V242H181ZM8 242V243H7ZM128 242V243H127ZM131 242V243H130ZM144 242V243H143ZM148 242H150L149 244H148ZM151 242H152V244L153 243H155L157 246L156 247H160V248H156L155 247V245H151ZM190 242V243H189ZM24 243V244H23ZM33 243V244H32ZM35 243H36V248L35 249H32L33 247V245H35ZM134 244V245H136V247L134 246V245H131V244ZM136 243H139L138 245L136 244ZM141 243L143 244L142 246H141ZM7 246L8 244H11V246L9 247V250H10V252L13 254V256H11L10 257V255H11V253L9 254V253H5L6 251V249H7V252H9V250H8V248L6 247L5 248V246ZM42 244V246L43 247H41L40 245ZM64 244V243H63ZM179 244H180V246H179ZM183 244H184V246H183ZM199 244V245H198ZM259 244H261L260 242H259ZM1 245H3V247L1 246ZM37 245H39V247H40V249H39V247L37 246ZM144 245H146V246H149L150 247V249H147L146 248V246H144ZM151 245V246H150ZM198 245V246H197ZM203 245V246H202ZM138 246H139V248H138ZM134 247V248H133ZM140 247H141V249H140ZM152 247V248H151ZM161 247L163 248L162 250H161ZM182 247H183V249H182ZM192 247V248H191ZM203 248L202 250H201V248ZM205 247V248H204ZM218 247H219V249H218ZM4 249V250H2V249ZM26 248V249H25ZM28 248H30L31 249V251H29L30 249H28ZM42 248V249H41ZM103 248V249H102ZM137 248V249H136ZM144 248H146V249H144ZM155 248V249H154ZM164 248L166 249V250H164ZM173 248H174V250H173ZM197 248V249H196ZM22 249V250H21ZM25 249V250H24ZM28 249V250H27ZM45 249V250H44ZM108 250V251H105V250ZM140 249V250H139ZM144 249V250H143ZM152 249V250H151ZM160 250V252L158 251V250ZM43 250V251H42ZM101 250H103V251H101ZM133 250V251H132ZM138 250V251H137ZM141 250H143V252L141 251ZM147 252H146V251ZM153 250H157L156 252L158 253V254H162L161 256L159 255L158 256V254L155 252V251H153ZM182 250H183V252H182ZM186 250V251H185ZM26 251V252H25ZM30 253H29V252ZM47 251V252H46ZM110 251V252H109ZM132 251V252H131ZM145 251V252H144ZM165 251L166 253H163V252ZM170 251V252H169ZM173 251V252H172ZM185 251V252H184ZM252 252H251V257H250V260L252 261V264H264V251L263 250H261V247H260V245L259 246H257V248H253L252 250H251ZM32 252V253H31ZM41 252H44V254H42ZM100 252L99 253H97L98 254V256H99V254H100ZM111 253V254H113V255H108V254H104V253ZM138 254H136V253ZM139 252V253H138ZM150 252V253H149ZM151 252H153L152 254H151ZM157 254L156 256L159 258H157L156 259V257L154 258V254L155 253ZM180 252V254H178ZM226 252V253H225ZM20 253V254H19ZM23 255H22V254ZM24 253H25V256H24ZM26 253H28V254H26ZM34 253V254H33ZM49 253V254H48ZM68 253H67V255H68ZM146 253V254H145ZM174 253V254H173ZM175 253H176V256H175ZM36 254H38V255H36ZM53 254L55 255V256H53ZM95 254V252L92 254V255H94ZM140 254L141 255H144V257L143 256H141L140 257ZM148 254V255H147ZM150 254V255H149ZM167 255V256H165V255ZM205 254V255H204ZM7 255V256H6ZM17 255V256H16ZM20 255V256H19ZM21 255L23 256V257H25L24 259H25V262H24V260H23V257H21ZM27 255V256H26ZM30 255V256H29ZM34 255H36L37 256V258L34 256ZM67 255H64V256H67ZM102 255H104V256H102ZM151 255H153V258H152V256ZM174 255V256H173ZM192 255H193V257H192ZM203 255V256H202ZM254 255V256H253ZM14 256H16L18 259H15V257ZM19 256V257H18ZM40 256H42L43 258H45V260L42 258V257H40L41 259H39V257ZM45 256V257H44ZM97 255H94L93 257H97V258H101L100 256L98 257ZM106 256V257H105ZM113 256V257H112ZM132 256H134V257H132ZM165 256V257H164ZM3 257V261H2V258ZM6 259H5V258ZM8 257V258H7ZM14 257V258H13ZM31 259V258H33L34 257V260L33 259H31L30 261L28 260L29 258ZM48 257H50V258H48ZM115 257V258H114ZM116 257H118L117 259L119 260V262L120 263H118V260L116 259ZM162 257H164V259L162 258ZM167 257V258H166ZM174 257V258H173ZM201 257V258H200ZM257 257V258H256ZM10 258H13V259H10ZM21 258H22V261H20L21 260ZM28 258V259H27ZM56 258V259H55ZM67 258H69V257H67ZM97 258H94V260L92 261H90L92 264H104L105 263V261H103L102 263L101 262H98V261H96V260H99V261H102V259H97ZM143 258L144 259H146V260H143ZM164 260V261H162V259ZM177 258H178V260H177ZM182 258V259H181ZM192 258H193V260H192ZM27 259V260H26ZM48 259V260H47ZM57 261H55V260ZM115 259V260H114ZM134 259V260H133ZM136 259H138V260H136ZM147 259H149L151 262H147ZM161 259V261H159ZM166 259V260H165ZM168 259V260H167ZM173 259H174V261H173ZM184 259H186V260H184ZM189 259V260H188ZM261 259V260H260ZM7 260V261H6ZM15 260H17V261H15ZM38 260V261H37ZM39 260L40 261H42L41 263H38L39 262ZM51 260V261H50ZM54 260V261H53ZM113 260V261H112ZM117 260V261H116ZM154 260V261H153ZM199 260H200V262H199ZM209 260H211V261H209ZM214 260H216L215 262H214ZM5 261V262H4ZM8 261H10V263H6V262H8ZM11 261H13V262H11ZM29 263H28V262ZM33 261V262H32ZM46 261V262H45ZM98 262V263H96V262ZM106 261V262H107ZM110 261H112V262H110ZM116 261V262H115ZM136 261H138V262H136ZM145 261H146V263H145ZM176 261H177V263H176ZM196 261H198V262H196ZM203 261V262H202ZM261 261V262H260ZM4 262V263H3ZM15 262H17V263H15ZM19 262V263H18ZM27 262V263H26ZM49 262V263H48ZM70 262H71V259H70ZM93 262H95V263H93ZM154 262V263H153ZM187 262V263H186ZM196 262V263H195ZM65 263V264H66ZM82 263H85V264H91V263H89L88 261H84V262H82V261H79V262H77L76 264H82ZM70 264V263H69ZM105 264H107V263H105Z\"/></svg>",
	"mask_w": 264,
	"mask_h": 264
},
{
	"label": "bare ground",
	"instance_id": "2",
	"mask_svg": "<svg viewBox=\"0 0 264 264\" xmlns=\"http://www.w3.org/2000/svg\"><path fill=\"white\" fill-rule=\"evenodd\" d=\"M107 1V0H0V182L3 186V190L6 191L7 195L9 196V198L7 199V206L3 207L0 206V224L2 223V221L4 220L5 214L4 211H14V212H24L25 214H20L21 216H23L22 219H20V222L24 225H27L30 223L31 218H34V223L33 225L39 229V235L37 232H35L38 236H36L35 239V235L33 236L34 238L32 239V237L29 239L31 241L35 239L34 242H38L36 241L37 238L39 237V240L41 241V243L43 244V242L45 243V245L42 246V244L40 245L41 247L49 250L50 252H54L55 255H59L58 257L60 258V256H62L61 258L64 259V257H66V259H69V263L70 264H76L79 261H88L89 263H91L90 261L94 258L97 257H93L94 255H97V253H99L98 251L95 250V247H92L91 250L87 251L84 250L81 246V244H77V252L72 253L71 256L69 255L70 252L65 253L64 251L66 250L67 244L65 243L66 241L62 242V244H58L56 241V235L54 234V231L52 229L54 224H57L58 226H60L62 224V222H64L63 220H68L69 222H74L75 220V215L73 209L76 206V200L77 197L76 193H75V187L73 185V183L70 182V178H69V174H70V169L74 168L73 166V160L77 159L79 161L80 167L77 168V170L79 171L80 174H83V171L85 169V159H86V150L88 147V140H87V136L90 134L91 132V124L88 118V114L91 112V110L93 111H97L103 118H105L109 123V125L111 127H113L116 130H124L126 129L129 125H130V118L129 115L127 114L126 111H124V109L122 108V106L120 105V102L122 99L126 98L128 99V97H130L131 95H133L134 93H132L131 91L134 89L133 86L136 82H134L133 84V80L131 78L130 75H128V73H125L124 70V66L120 60L117 59V53L119 52L121 45L118 41V33H117V27H122V29L127 30L126 32L129 33V36H131V39L135 42L137 48L141 49V52L144 51V53L146 52L145 56L147 57V61L149 60H155V58H159L158 60H160V63L164 60H166L164 57V53H166L169 48V46L171 48H173L175 46H178V44H181V38L184 35L183 33H186L187 35H198V36H210V31H209V23L210 20H212V16H213V12L211 10V7L208 6L210 0H202V2L204 3V5H206L205 7H203V9L195 14H190V13H186L184 10H178L175 11L173 10L169 4H162V8L163 11H167L169 12L168 14H163V15H159L160 17H157L158 19H154L153 17H155L153 14H151V9L153 8H149V5L154 4L153 0H116L114 3H112L110 5L109 8H104L103 3ZM109 1V0H108ZM166 1V0H165ZM169 1V0H168ZM174 1V0H173ZM186 1V0H184ZM227 1V0H226ZM235 1V0H234ZM264 1V0H262ZM175 2V1H174ZM215 2V1H214ZM229 2V1H227ZM253 2V1H252ZM251 2V3H252ZM256 2V0H255ZM260 2V1H258ZM157 3V2H156ZM172 3V2H171ZM182 3V2H181ZM216 3V2H215ZM219 3V2H218ZM237 3V2H236ZM241 3V2H240ZM249 3V4H251ZM257 3V2H256ZM173 4V3H172ZM183 4V3H182ZM200 4V1H199ZM239 4V3H238ZM254 2L252 3V5L250 6H255ZM259 3H257L258 5ZM109 5V4H107ZM155 5V4H154ZM158 5V4H157ZM156 5V6H157ZM256 5V6H257ZM264 5V4H263ZM106 6V5H105ZM160 6V4L158 5ZM157 6V7H158ZM248 6V5H247ZM246 7V10L248 11V8ZM255 6V7H256ZM108 7V6H107ZM176 7V6H175ZM218 7V6H216ZM252 7V8H253ZM262 7V6H261ZM159 8V7H158ZM161 8V7H160ZM225 8V7H224ZM233 8V7H232ZM248 8V9H247ZM251 8V9H252ZM156 9V8H155ZM177 9V8H176ZM182 9V8H181ZM254 9V8H253ZM264 9V8H262ZM154 10V9H153ZM152 10V12H153ZM196 10V9H195ZM235 10V9H234ZM260 10V9H259ZM161 11V10H158ZM215 11V10H214ZM219 11V9H218ZM252 11V10H251ZM220 12V11H219ZM218 12V13H219ZM227 12V11H226ZM230 12V10H229ZM253 14L256 12L252 11ZM263 13V10L261 11ZM156 13V12H155ZM222 13V12H220ZM219 13V14H220ZM228 13V12H227ZM245 14V11L243 12ZM261 13V14H262ZM217 14V13H216ZM225 14V13H224ZM223 14V15H224ZM229 14V13H228ZM233 14V13H232ZM242 14V12H241ZM239 14V15H241ZM260 14V13H259ZM260 14V15H261ZM156 15V14H155ZM231 15V14H229ZM235 15V14H234ZM233 15V16H234ZM236 14V17L239 16ZM251 15V14H250ZM153 16V17H152ZM243 16V15H242ZM247 16V15H246ZM255 16V15H254ZM215 17V15L213 16ZM224 17V16H223ZM232 15L229 17L231 18ZM234 16L233 20L231 18V21H238L239 19H236ZM248 17V16H247ZM251 17V16H249ZM248 17V19H249ZM253 17V16H252ZM262 17V15H261ZM264 17V16H263ZM220 18V17H219ZM225 18V17H224ZM227 18V16H226ZM241 18V17H239ZM246 18V17H245ZM255 18V17H254ZM216 19V18H214ZM228 19V18H227ZM243 19V18H242ZM253 19V18H252ZM260 19V18H259ZM257 19V21L259 20ZM203 20L207 23V27L204 29L200 28L199 25V21ZM217 21H219L218 19H216ZM226 20V19H225ZM225 20H223V22H225ZM244 20V19H243ZM246 20V19H245ZM251 20V18H250ZM254 21H256L255 19H253ZM221 21V20H220ZM227 21V20H226ZM228 19V22H231ZM253 21V22H254ZM227 22V24H228ZM240 26L241 24L244 25V22L240 23V21H238ZM250 21L246 20V23H248ZM260 22H263L260 21ZM212 23H215V21ZM211 23V24H212ZM218 22H216L214 24V26L217 24ZM220 23V22H219ZM218 23V24H219ZM226 23V22H225ZM252 23V22H250ZM258 24V22H256ZM254 25H257V24ZM223 24V23H222ZM230 24V23H229ZM260 24V23H259ZM258 24V25H259ZM262 24V23H261ZM221 25V24H220ZM233 25V24H232ZM248 24H246L247 26ZM252 25L254 28H258L256 26ZM264 25V22L261 26ZM222 26V25H221ZM224 26V24H223ZM226 26V25H225ZM245 26V25H244ZM242 26V27H244ZM245 26V27H246ZM250 26V25H249ZM219 27V26H218ZM235 27H237V24L234 25V29ZM241 27V28H242ZM264 27V26H263ZM262 27V29H264ZM213 28V26L211 27ZM225 28V27H224ZM228 28H230L228 26ZM233 28V27H232ZM251 31H252V27ZM253 28V29H254ZM216 28H214L215 30ZM223 29V27H222ZM227 29V27L225 28ZM244 29V28H242ZM246 29V28H245ZM244 29V30H245ZM212 30V29H211ZM229 30V29H228ZM233 30V29H232ZM231 30V32H232ZM250 30V29H249ZM246 29V31H248L249 33H251V31H249ZM225 33H229V31L223 30ZM243 31V30H242ZM263 31V30H262ZM240 32V31H239ZM247 32V33H248ZM255 31H253L254 33ZM214 33V32H211ZM219 33V32H218ZM244 33V31H243ZM242 33V34H243ZM246 33V34H247ZM253 33L251 35H253ZM209 34V35H208ZM216 34V33H215ZM221 35H223V38H228L226 36H224V34H222L221 32L219 33ZM230 34V33H229ZM245 34V33H244ZM243 34V35H244ZM126 35V34H125ZM123 35V33L121 34V36H125ZM236 35V34H235ZM243 35H241L240 37H243ZM255 35V34H254ZM153 36V38H151ZM213 36V35H212ZM237 36V35H236ZM250 36V35H249ZM248 36V38H250ZM150 37L151 39V43H149L150 40H148ZM218 36H216L217 38ZM220 37V35H219ZM246 37V35H245ZM255 37V36H253ZM264 37V36H263ZM148 38V39H147ZM222 37H220L221 40ZM239 38V36L237 37ZM241 38V40H242ZM148 41H147V40ZM219 39V38H217ZM251 39V38H250ZM264 39V38H263ZM225 40V39H223ZM222 40V41H223ZM240 40V38H239ZM237 40V41H239ZM240 40V42H241ZM245 40V39H244ZM253 40V38H252ZM258 38L254 39V42L257 43ZM121 41V40H120ZM213 41V40H212ZM215 41V40H214ZM250 41V40H249ZM261 41V40H260ZM259 41V44H260ZM263 41V40H262ZM224 42V41H223ZM227 42V41H225ZM244 42V41H242ZM131 43V42H130ZM185 43V42H184ZM210 41H205L203 44L194 42L193 46L195 47V49H198L199 51V59L194 58L193 56H189V54H187V58L190 59V61L192 63H202L203 65H206L207 68H210L209 65L206 64L205 58L208 57V54H211L215 52L213 46H210L211 44H209ZM229 42H227V46H229L228 44ZM231 43V42H230ZM247 42H245L246 44ZM252 43V42H251ZM262 43V42H261ZM129 44V43H128ZM134 44V43H133ZM214 44V43H213ZM221 44V43H220ZM233 44V43H232ZM242 44V43H241ZM249 44V42H248ZM124 45V44H123ZM131 46V44H129ZM183 45V44H182ZM181 45V47H182ZM185 45V44H184ZM183 45V46H184ZM224 45V43H223ZM257 45V44H256ZM261 45V44H260ZM127 46V45H126ZM218 46V45H217ZM227 46H223L227 47ZM232 46V45H231ZM245 46V45H243ZM241 47V51H243L244 47ZM250 45V48H252ZM255 46V44H254ZM135 47V45H134ZM230 47V46H229ZM234 47V46H233ZM258 47V45L256 46ZM132 48V47H131ZM214 50L211 51L212 53H208V51L210 50ZM213 48V49H212ZM218 49V47H216ZM221 50L222 47H219ZM239 48V47H238ZM237 48V49H238ZM247 48V47H245ZM129 49V47H128ZM139 49V51H140ZM227 49V48H225ZM253 49V48H252ZM254 49H256L254 47ZM259 50V48H257ZM262 50V48H260ZM135 50V48H134ZM133 50V51H134ZM240 50V48H239ZM238 50V51H239ZM246 50V49H245ZM244 50V52H245ZM257 50V51H258ZM128 51V50H127ZM175 51V50H174ZM183 51V50H182ZM235 51V52H238ZM250 51V50H249ZM248 51V52H249ZM135 52V51H134ZM140 52V53H141ZM224 52V49H223ZM247 52V53H248ZM253 52V51H252ZM259 52H261L259 50ZM258 52V53H259ZM263 52V51H262ZM261 52V53H262ZM126 53V51H125ZM133 53V52H132ZM170 54V52H168ZM208 53V54H207ZM217 53V51H216ZM221 56H222V52ZM257 53V52H256ZM180 54V53H179ZM178 54V55H179ZM219 54V52L217 53ZM232 54V53H231ZM231 54L228 53V55L230 56ZM234 54V53H233ZM239 54H241L239 52ZM244 54V53H243ZM260 54V53H259ZM128 55V54H127ZM135 55V54H134ZM137 55V54H136ZM144 55V54H142ZM174 55V54H173ZM236 55V53H235ZM247 55V54H245ZM256 55V54H255ZM170 58V55H168ZM177 56V55H176ZM183 56V55H182ZM181 56V57H182ZM216 56V55H215ZM227 56V55H226ZM232 56V55H231ZM257 56V55H256ZM122 57V56H121ZM127 57V56H126ZM130 57V56H129ZM144 57V56H143ZM175 57V56H172ZM171 57V58H172ZM178 57V56H177ZM180 57V58H181ZM214 56H211V58H213ZM218 57V56H217ZM220 57V56H219ZM234 57V55H233ZM233 57H231L232 59H234ZM263 57V54L262 56ZM145 58V57H144ZM164 58V60H163ZM169 58H167L168 62H169ZM210 58V57H209ZM225 58V57H224ZM228 58V56L226 57ZM237 58V57H236ZM235 58L236 62L238 60ZM242 60L244 58L246 60H249L248 57H242ZM122 59V58H121ZM134 59V58H133ZM179 59V58H178ZM185 59V58H183ZM221 59V57L219 58ZM230 60L231 62L233 60ZM137 60V59H136ZM157 60V61H158ZM172 60V64L173 65H169V66H173V69L171 68V73L173 70V73H175V77H177L178 79H181L185 85L187 84L185 87H187L189 89V91L191 90V97L189 102H192L191 99L193 100L194 98L200 99V100H212L215 101H224L226 100V105L228 106L230 103H232V101H234V99H236L237 97V93L235 92L236 90H238L240 88V85L236 86V82H239L238 78L234 79V86L231 85L229 87H223V85L221 84V82L219 81V83L222 85V88L219 89L218 87V92L216 93L215 90H213V87H216L215 89H217V80H213L212 77L210 79L213 80V82H216L213 84V87H211V89L214 91H212L215 95H212L213 93L208 90L207 85H204L205 81L208 79L203 78L202 76H198L196 77V79H191V77L189 76V74L187 73L189 71V68H191V66L189 64H187L186 62H178L177 59H170ZM208 60V58L206 59ZM217 60V59H216ZM223 60V58H222ZM227 60V59H226ZM251 60V58H250ZM249 60V61H250ZM124 61V59H123ZM135 61V60H134ZM139 61V60H137ZM144 61H146L144 59ZM143 61V62H144ZM219 61V60H218ZM255 61V60H254ZM253 61V62H254ZM260 61V60H259ZM133 62V61H132ZM159 62V61H158ZM167 62V63H168ZM171 62V61H170ZM169 62V63H170ZM217 62V61H216ZM215 62V63H216ZM224 61V64L225 65ZM231 62H229L228 60V64H230ZM234 62V63H236ZM251 62V63H253ZM257 62V61H256ZM145 63V62H144ZM143 63V64H144ZM153 63V61H152ZM157 65H159L157 62H155ZM166 63V61H165ZM168 63V64H169ZM208 63V62H207ZM223 62H219V65L222 64ZM243 63V62H242ZM241 63V64H242ZM258 63V62H257ZM129 64V62H128ZM136 64V63H135ZM133 64V66L135 65ZM140 64V63H139ZM138 64V66H140ZM147 64V63H146ZM154 64V63H153ZM155 64V65H156ZM164 62L161 64L163 65ZM209 64V63H208ZM217 64V63H216ZM215 64V65H216ZM233 64V63H232ZM254 64H256L254 62ZM131 65V64H129ZM137 65V64H136ZM142 65V64H141ZM151 66V62L149 64ZM148 65V66H149ZM160 65V66H161ZM219 65H217L219 67ZM238 65V64H237ZM252 65V64H251ZM147 66V65H146ZM211 66V65H210ZM214 66V63L213 65ZM221 66V65H220ZM226 66V65H225ZM242 66V65H241ZM260 66V64H259ZM155 67V66H154ZM159 67V66H158ZM164 65H163V69H164ZM168 67V66H167ZM165 67V70H167ZM215 67V66H214ZM213 67V68H214ZM224 67V66H223ZM227 67H229V65H227ZM231 67H233V65H231ZM262 67V66H261ZM135 68V67H134ZM147 70V67H144ZM157 68V66H156ZM160 68V67H159ZM206 68V69H207ZM212 68V67H211ZM210 68V70H211ZM221 68V67H220ZM235 68V67H234ZM149 69V67H148ZM227 71H229L230 69L226 68ZM243 69V68H242ZM262 69V68H261ZM128 70V69H127ZM126 70V72H127ZM136 70V69H135ZM140 70V68H139ZM153 71V69H151ZM156 70H159L158 68ZM161 70V69H160ZM159 70V71H160ZM164 70V72H165ZM214 69H212L213 71ZM221 69H218V71ZM141 71V70H140ZM143 71V70H142ZM158 71V72H159ZM217 73L222 74L223 73H227V71H224V69H222V71H219ZM231 71V70H230ZM229 71V72H230ZM251 71V70H250ZM170 72V71H169ZM207 72V71H206ZM211 72V71H208ZM207 72V73H208ZM237 72V70H236ZM239 72V71H238ZM243 73V71H241ZM133 73V72H132ZM144 73V72H143ZM142 73V74H143ZM148 75V71L146 72ZM166 75L168 72H165ZM164 73V74H165ZM171 73H168L171 74ZM225 73V74H226ZM134 74V73H133ZM139 72L137 73L138 76ZM158 74V73H157ZM163 74V73H162ZM161 74V75H162ZM163 74V75H164ZM214 74V73H213ZM224 77H228L227 75ZM228 74V73H227ZM230 74V73H229ZM233 74V73H231ZM141 75V74H140ZM144 75V74H143ZM210 75V73H209ZM216 75V74H215ZM214 75V76H215ZM155 76V75H154ZM159 76V75H158ZM218 76V75H216ZM231 76V75H230ZM229 78H232L230 77ZM234 76V75H233ZM245 76V75H244ZM248 76V75H247ZM210 77V76H209ZM222 77V76H221ZM222 77V78H224ZM262 77V76H261ZM161 78V77H160ZM163 78V77H162ZM214 78V77H213ZM245 78V77H244ZM216 79V77L214 78ZM247 79V78H246ZM256 79V78H255ZM261 79V78H260ZM140 80V79H139ZM146 80V79H145ZM153 80V79H152ZM156 80V79H155ZM209 80V79H208ZM207 80V84L212 81H208ZM222 80V79H221ZM224 80V79H223ZM148 81V80H147ZM162 81V80H161ZM172 81V80H171ZM170 81V82H171ZM158 82V81H157ZM156 82V84H157ZM179 82V81H178ZM181 82V81H180ZM179 82V84H180ZM182 82V84H184ZM226 82V81H225ZM249 82V81H248ZM260 82V81H259ZM167 83V82H166ZM173 83L175 84V82L173 81ZM172 83V84H173ZM218 83V84H219ZM140 84V82H139ZM143 84H145L143 82ZM170 84V83H168ZM211 84V83H209ZM217 86H216V85ZM223 84L224 81H223ZM240 84V83H239ZM252 84V83H251ZM254 84V83H253ZM150 85V84H149ZM162 85V84H161ZM166 84H164L165 86ZM177 86L180 87V85L176 84ZM212 85V84H211ZM215 85V86H214ZM257 85V84H255ZM136 86V84H135ZM138 86V84H137ZM136 86V87H137ZM142 86V85H141ZM152 86V85H151ZM154 86V84H153ZM152 86V87H153ZM158 86V85H157ZM162 86V87H164ZM210 86V85H208ZM252 86V85H251ZM254 86V85H253ZM264 86V85H263ZM135 87V88H136ZM172 87V86H171ZM175 88H178L176 86H174ZM172 87V88H174ZM242 88L243 85L241 86ZM248 87V85H247ZM155 88V87H154ZM160 88V87H159ZM174 88V89H175ZM156 89V88H155ZM158 89V88H157ZM210 89V88H209ZM136 90V89H135ZM140 91V89H138ZM183 90V87H182ZM185 90V89H184ZM183 90V91H184ZM187 90V89H186ZM185 90V92H187ZM137 91V90H136ZM162 92L167 90H161ZM177 91V90H176ZM150 92V91H149ZM153 92V91H152ZM165 92V93H166ZM185 92L183 93V96H185ZM259 92V91H258ZM132 93V94H131ZM136 93V92H135ZM178 93V91H177ZM177 93L173 92V94H176L177 97ZM138 94V93H137ZM149 94V93H147ZM182 94V93H181ZM179 94V95H181ZM189 94V93H188ZM139 95V94H138ZM141 96V94H140ZM148 96V95H147ZM187 96V95H186ZM254 96V95H253ZM252 96V98H253ZM143 97V95H142ZM189 97L188 100H189ZM134 98V96H133ZM132 97L129 98V101H131V99H133ZM137 98V97H135ZM134 98V99H135ZM175 98V97H174ZM179 98V97H178ZM177 98V101H178ZM145 99V96H144ZM139 99H137L136 101H138ZM143 100V98H142ZM152 100V97H151ZM176 100V99H175ZM179 100H182L181 98H179ZM196 100V99H195ZM193 100V101H195ZM125 101V100H124ZM141 101V100H140ZM140 101L138 103H140ZM147 101V100H146ZM186 101V100H183ZM229 101L230 103L227 104ZM128 102V100H127ZM134 102V101H133ZM148 102V101H147ZM199 102V101H197ZM208 102V101H207ZM250 102V101H249ZM248 102V103H249ZM257 102V101H256ZM264 102V101H263ZM135 103V102H134ZM150 103V102H148ZM177 103V102H176ZM182 103V102H181ZM185 103V102H184ZM184 103H182L184 105ZM194 103V102H192ZM196 103V101H195ZM205 103V102H203ZM210 103H213L212 101ZM154 104V102H153ZM178 104V103H177ZM180 104V103H179ZM181 104V105H182ZM187 104V102L185 103ZM189 104V103H188ZM208 104V103H206ZM225 104V103H224ZM130 105V104H129ZM150 105V104H149ZM152 105V104H151ZM150 107H153L151 106ZM180 105V106H181ZM182 105V106H183ZM192 104L190 103L189 106H191ZM194 105V104H193ZM135 106V104H134ZM133 106V107H134ZM148 106V105H147ZM172 106V105H171ZM176 106V105H175ZM179 106V105H178ZM177 106V107H178ZM179 106V107H180ZM185 106V105H184ZM195 107L198 106V103H196L194 105ZM221 106L224 107V105L222 104ZM136 107V106H135ZM146 106H143L142 108H144ZM166 107V106H165ZM173 107V106H172ZM177 107L175 108L177 110ZM178 107V108H179ZM201 107V106H199ZM216 107V106H215ZM218 107V106H217ZM220 107V105H219ZM139 108V107H137ZM147 108V107H146ZM186 108H188L186 106ZM185 108V109H186ZM190 108V107H189ZM188 108V109H189ZM192 108V106H191ZM205 108V107H204ZM204 108H202L204 110ZM207 108V107H206ZM225 108V107H224ZM223 108V109H224ZM135 109V108H134ZM181 109V108H180ZM179 109V111H180ZM183 109V108H182ZM187 109V110H188ZM198 110V107L195 108ZM200 109V108H199ZM202 109H200L199 111H201ZM222 109V108H221ZM221 109H219L221 111ZM162 110V109H161ZM192 110V109H191ZM206 110V109H205ZM204 110V111H205ZM214 108L213 110L208 112H214ZM218 110V109H217ZM226 110V109H224ZM235 110V109H234ZM243 109H241L242 111ZM133 111V110H132ZM140 111V109H139ZM185 111V110H184ZM194 111V108L193 110ZM191 111V112H192ZM194 113L196 114H200L198 111H196ZM264 111V110H263ZM137 112V110H136ZM154 112V111H153ZM152 112V113H153ZM156 112V111H155ZM154 112V113H155ZM181 112V111H180ZM183 112V111H182ZM190 112V109H189ZM198 112V113H197ZM207 112V115H208ZM216 112V111H215ZM226 112V111H225ZM232 112V111H231ZM138 113V114H137ZM136 114L139 115V112H137ZM151 113V112H150ZM153 113V114H154ZM179 113V112H178ZM184 113V112H183ZM182 113V114H183ZM203 113V112H202ZM211 113V116L214 118L215 116H213ZM181 114V115H182ZM186 114V111H185ZM188 114V113H187ZM191 114V115H190ZM210 114V113H209ZM215 115L217 113H214ZM223 114V112H222ZM256 114V113H255ZM151 115V114H150ZM157 115V113H156ZM180 115V113L178 114V116ZM194 115L193 113H189L188 116H192ZM206 115V116H207ZM219 115V114H218ZM224 115V114H223ZM264 115V113H263ZM148 116V115H147ZM177 116V115H176ZM205 116V115H204ZM210 116V115H209ZM210 116V117H211ZM222 116V115H221ZM256 116V115H255ZM145 117V116H144ZM181 117V116H180ZM183 117V116H182ZM186 117V116H185ZM202 117V116H201ZM211 117V118H212ZM220 117V115H219ZM217 117V118H219ZM225 117V116H224ZM243 117V116H242ZM249 117V116H248ZM254 117V116H253ZM146 118V117H145ZM157 118V117H155ZM203 118V117H202ZM215 117V119H217ZM233 118V117H232ZM144 119V118H142ZM141 119V120H142ZM182 119V118H180ZM186 119V118H185ZM185 123L190 121V120H185ZM191 119V118H189ZM194 119V118H193ZM197 119V118H195ZM194 119V120H195ZM209 119L208 117H206L205 120ZM225 118H223L224 120ZM241 119V118H240ZM264 119V118H263ZM148 120V118H147ZM199 120V119H198ZM204 120V119H203ZM219 120V119H218ZM220 119V121H223ZM228 120V119H227ZM226 119L223 121L226 123H229L228 120ZM258 120V119H257ZM156 121V120H155ZM159 121V120H158ZM193 121V120H192ZM191 121V122H192ZM197 121V120H196ZM211 121V119H210ZM216 122V120L212 119V122ZM220 121L217 123H220ZM235 121V120H234ZM262 121V120H261ZM100 122V121H99ZM160 122V121H159ZM195 122V121H194ZM208 122V121H206ZM210 122V123H212ZM240 122V121H239ZM139 123V122H138ZM155 123V122H154ZM153 123V124H154ZM157 123V122H156ZM155 123V124H156ZM184 123V122H183ZM202 124V122H200ZM205 123V121H204ZM203 123V124H204ZM209 123V122H208ZM222 123V122H221ZM222 123V124H223ZM107 124V125H108ZM148 124V123H145ZM144 124V125H145ZM160 124V123H159ZM163 124V123H162ZM165 124V123H164ZM188 125L190 124L187 123ZM195 124H199V123H195ZM202 124V126H203ZM216 124V123H215ZM214 124V125H215ZM230 124V123H229ZM264 124V122H263ZM143 125V124H142ZM141 125V127H142ZM143 125V126H144ZM152 125V124H150ZM167 125V124H166ZM205 125V124H204ZM213 125V124H212ZM211 125V126H212ZM228 125V124H227ZM165 126V125H164ZM177 126V125H176ZM186 126V124H185ZM184 126V128H185ZM193 129H198L196 127L198 126H193V122L192 125ZM200 126V125H199ZM201 126V128H203ZM208 126V125H207ZM210 126V125H209ZM208 126V128H209ZM210 126V128H211ZM218 126V125H217ZM233 126V125H232ZM260 126H264L261 125ZM134 127V126H133ZM140 127V126H139ZM138 127V128H139ZM166 127V126H165ZM183 127V126H182ZM187 127V126H186ZM213 127V126H212ZM245 127V126H244ZM135 128V127H134ZM137 128V127H136ZM135 128V129H136ZM143 128V127H142ZM200 129H198L199 131H202ZM222 128V126H221ZM233 128V127H232ZM141 129V128H140ZM176 129H178V126L176 127ZM182 129V128H181ZM190 129V127L188 128ZM212 129V128H211ZM260 129H262L260 127ZM107 130V129H106ZM159 130V129H158ZM179 131L177 132H181L180 129H178ZM187 130V128H186ZM185 130V131H186ZM192 130V129H191ZM189 130V131H191ZM198 130H193L194 132H192V135L196 133V131ZM210 130V129H209ZM208 130V132H210ZM215 130V127H214ZM218 130V128L216 129ZM231 130V129H228ZM153 131V130H152ZM188 131V130H187ZM213 131V129H212ZM220 131V130H219ZM218 131V132H219ZM241 131V130H240ZM261 131V130H260ZM109 132V131H108ZM113 132V131H112ZM115 132V130H114ZM113 132V133H114ZM160 132V131H158ZM165 132V131H164ZM205 132V131H203ZM199 133L201 136L203 135L202 133ZM215 131H213L214 133ZM221 132V131H220ZM222 132H225V130H223ZM221 132V134H222ZM120 133L121 132H118ZM131 133V132H130ZM129 133V135H130ZM138 133V132H137ZM184 133V130L183 132ZM188 133V132H187ZM198 133V132H197ZM258 133V132H257ZM163 134V133H162ZM174 134V133H173ZM186 134V133H184ZM183 134V135H184ZM206 134H207V130H206ZM210 134H212V132H210ZM209 134V135H210ZM218 134V133H217ZM216 134V135H217ZM225 134V133H224ZM227 134V133H226ZM98 135V133H97ZM168 134H166L164 136L167 137ZM176 135V134H175ZM188 134H186L187 136ZM191 134L189 136H192ZM198 135V134H197ZM214 135V134H212ZM212 135L210 137H212ZM215 135V136H216ZM219 135V134H218ZM223 135V134H222ZM115 136V135H113ZM138 136V135H137ZM152 136V135H151ZM150 136V137H151ZM156 136V135H154ZM153 136V137H154ZM162 136V135H160ZM194 136V135H193ZM221 136V135H220ZM217 137V138H220ZM225 136V135H224ZM255 136V135H254ZM264 137V134L262 135ZM118 136H116V138L113 139V141H117ZM120 137V135H119ZM136 137V136H135ZM142 137V136H141ZM145 137V136H144ZM149 137V136H147ZM146 137V138H147ZM152 137V138H153ZM157 137V136H156ZM195 137V136H194ZM203 137V136H202ZM208 137V136H207ZM214 137V136H213ZM212 137V139H213ZM223 137V136H222ZM221 137V138H222ZM260 137V136H259ZM99 138V136H98ZM109 138V137H108ZM128 138V137H127ZM155 138V137H154ZM190 138V137H189ZM193 137H191L192 139ZM199 138V137H198ZM197 138V139H198ZM209 138V137H208ZM224 138V137H223ZM222 138V139H223ZM226 138V137H225ZM119 139V138H118ZM133 139V138H132ZM160 139V138H159ZM158 139V141H159ZM190 139V140H191ZM206 139V138H205ZM215 137L214 140L211 142V144L214 145V141H215ZM120 142L122 141V143L124 144L123 140L119 139ZM125 141L127 139H124ZM135 140V139H134ZM133 140V141H134ZM137 140V139H136ZM135 140V141H136ZM154 140V139H153ZM152 140V141H153ZM157 140V139H156ZM154 140V145H155V141ZM183 140V139H182ZM211 140V139H208ZM221 140V139H219ZM258 140V138H257ZM100 141V140H99ZM104 141V140H103ZM110 142V144L113 143ZM138 142H141L139 140H137ZM136 141V143H137ZM146 141H148L146 139ZM145 141V143H146ZM167 141V140H166ZM198 141V140H197ZM200 141V140H199ZM198 141V142H199ZM204 141V138H203ZM207 140H205L206 142ZM118 143L119 146L124 150L125 148H123V145L121 143ZM128 142V141H127ZM157 142V141H156ZM168 142V141H167ZM186 142V141H185ZM196 142V143H198ZM202 142V141H201ZM205 142H202L205 143ZM209 142V141H208ZM207 142V143H208ZM116 143V142H115ZM158 143V142H157ZM160 144H162L161 146H163L162 143L159 142ZM194 143V142H191ZM195 143V144H196ZM210 143V142H209ZM215 143L217 142V139L215 141ZM221 143V142H219ZM233 143V142H232ZM257 143V142H256ZM263 143V142H262ZM117 144V145H118ZM140 145V143H137ZM147 144V143H146ZM150 144V143H149ZM149 144H147L149 146ZM200 143V145H202ZM206 144V143H205ZM223 144V141L222 143ZM106 145V144H105ZM113 145V144H112ZM127 145V144H126ZM157 145V144H156ZM176 145V144H175ZM174 145V147H175ZM210 145V144H209ZM259 145L256 144V146ZM33 146L34 147V151L32 152V154H30L31 156L28 157L26 154H24L23 152L25 150H23V152L21 151V148L24 147H30ZM133 146V145H132ZM138 146V145H137ZM190 146V145H189ZM194 146V145H193ZM203 146V145H202ZM206 146V145H204ZM208 146V144H207ZM215 146V145H214ZM260 146V145H259ZM103 147V146H101ZM114 147V146H113ZM112 147V149H113ZM117 147V146H116ZM117 147V148H120ZM141 147H143L141 145ZM141 147L139 149L140 153L148 147L144 148L143 150H141ZM152 147V146H151ZM150 147V148H151ZM157 146L154 147V151L157 150L156 148ZM160 147V146H159ZM165 147V146H163ZM212 147V146H211ZM216 147V146H215ZM218 147H221L218 144ZM234 146H232L233 148ZM236 147V145H235ZM255 147V145H254ZM153 148V147H152ZM161 148V147H160ZM179 148V147H178ZM206 148V147H204ZM203 148V149H204ZM224 148V147H223ZM231 148V150H232ZM237 148V147H236ZM105 149V148H103ZM111 149V148H110ZM116 149V148H114ZM164 149V148H163ZM160 149V150H163ZM191 149V148H190ZM196 149H198V147L196 146ZM210 153L212 149L214 148H210L208 147ZM205 149V150H208ZM216 149H219L216 147ZM215 149V151H216ZM221 149V148H220ZM102 150V149H101ZM121 150V149H120ZM119 149L117 151H119V153L121 152ZM122 150V151H123ZM149 150V149H148ZM151 150V149H150ZM159 150V149H158ZM169 150V148H168ZM223 150V149H222ZM237 150V149H236ZM255 150V149H254ZM28 151V150H27ZM109 151V150H108ZM111 151V150H110ZM170 151V150H169ZM200 151H204L201 150ZM213 151V150H212ZM214 151V152H215ZM221 151V150H220ZM220 151H216V152H220ZM238 151V150H237ZM241 151V150H240ZM259 151V150H258ZM153 152V151H152ZM160 152V151H159ZM165 152V151H164ZM171 152V151H170ZM173 152V151H172ZM179 152V151H178ZM231 152V151H230ZM243 152V151H242ZM246 152V151H245ZM26 153V151H25ZM117 153V152H116ZM118 153V154H119ZM124 153V152H122ZM148 153V151L146 152V154ZM154 153V152H153ZM161 154L163 153V151L160 152ZM160 153L157 154L158 156H160ZM167 153V152H165ZM180 153V152H179ZM203 155L205 152H202ZM209 153V152H208ZM207 153V154H208ZM28 154V153H27ZM164 154V153H163ZM169 154V153H167ZM171 154V153H170ZM181 154V153H180ZM186 154V152H185ZM214 156V153H212ZM218 154V153H217ZM215 153V155H217ZM222 153H220L221 155ZM233 154V151H232ZM241 154V153H240ZM122 155V154H121ZM128 155V154H127ZM139 155V154H137ZM145 155V154H144ZM182 155V154H181ZM189 155V154H188ZM193 155V154H192ZM191 155V156H192ZM211 155V154H210ZM231 155V154H230ZM229 155V157H230ZM237 155V153L235 154ZM251 155V154H250ZM262 155V154H261ZM147 156H149V153L146 155V158H148ZM175 156V155H174ZM187 156V155H186ZM190 156V155H189ZM201 156V155H200ZM209 156V155H208ZM211 156V157H213ZM255 156V155H254ZM125 157V154H124ZM135 157V156H134ZM156 156H154L155 158ZM172 157V156H171ZM176 157V156H175ZM174 157V158H175ZM179 157V156H178ZM177 157V158H178ZM182 157V156H181ZM188 157V156H187ZM195 157V156H194ZM218 157V155H217ZM220 157V156H219ZM233 157V156H232ZM239 157V154L235 157L236 159ZM250 157V156H249ZM253 157V156H252ZM120 158V156L118 157ZM132 158V157H131ZM130 158V159H131ZM140 158V156H139ZM139 158H134V159H139ZM150 158H153V154L152 157L150 156ZM147 159V161H149V159ZM157 158V157H156ZM155 158V159H156ZM176 158V159H177ZM185 158V156L183 157ZM206 158V157H205ZM216 158V157H215ZM231 158V157H230ZM229 158V159H230ZM242 158V157H241ZM117 159V158H116ZM129 159V160H130ZM133 159V160H134ZM158 159V158H157ZM161 159V158H160ZM165 159V158H164ZM204 159V158H203ZM207 159V158H206ZM210 159V158H209ZM219 159V158H218ZM224 159V158H223ZM228 159V158H226ZM232 159V158H231ZM236 159H233V161ZM255 160V158H253ZM252 159V161H253ZM162 160V159H161ZM215 160V159H214ZM220 160V159H219ZM248 160V159H247ZM251 160V159H250ZM258 160V159H257ZM256 160V161H257ZM95 161V160H94ZM93 161V162H94ZM132 161V160H130ZM129 161V162H130ZM140 160H138L139 162ZM153 161V160H152ZM185 161V160H184ZM192 161V160H191ZM234 161V162H235ZM260 161V160H259ZM27 163H31L32 167L31 168H35L36 166L38 167V165L36 163L39 164V166L45 170V172H47V175L51 177L52 181L54 183H57V185L60 186H56L55 187L53 185V187L55 188H51L48 186V183L46 185V187L48 186L49 189H46L43 185L42 188H44V191L41 192L40 197L37 198L38 195H40V193L36 196L37 193H35L36 191H34V188H31L30 185L28 186L27 180L30 178V174H28V170L26 168V170L22 169L23 167H20V164L24 163V167H28L25 166V164ZM40 162V163H39ZM126 162V161H125ZM150 162V161H149ZM156 162V161H155ZM154 162V164H155ZM163 162V161H162ZM167 162V161H166ZM182 162V161H181ZM189 162V161H188ZM197 162V161H196ZM196 162L193 164L195 165ZM222 162V161H221ZM225 162V161H224ZM227 162V160H226ZM260 162H263L262 159ZM122 163V161H121ZM124 163V162H123ZM131 163V162H130ZM132 163H134V167H135V162L133 161ZM220 163V161H219ZM246 163V162H245ZM258 163V161H257ZM218 164V163H217ZM222 164V163H221ZM237 164V163H236ZM247 164V163H246ZM130 165V164H129ZM137 165V164H136ZM149 165V164H148ZM232 165V164H231ZM133 166V165H132ZM139 166V163H138ZM137 166V167H138ZM166 166V165H165ZM169 166V165H168ZM198 166V164L196 165ZM209 167V165H207ZM227 166V165H226ZM235 166V165H234ZM39 167V168H40ZM141 167V166H140ZM138 167V168H140ZM173 167V165H172ZM184 167V166H183ZM195 167V166H194ZM218 167V166H217ZM220 167V166H219ZM236 167V166H235ZM29 168V167H28ZM169 168V167H168ZM174 168V167H173ZM180 168V167H179ZM193 168V167H192ZM197 168V167H196ZM230 168V167H229ZM232 168V167H231ZM52 169H54L52 172H50ZM142 169V168H141ZM161 169V168H160ZM166 169V168H165ZM191 169V168H190ZM233 169V168H232ZM240 169V168H239ZM237 169V170H239ZM31 170V169H30ZM35 170L37 171V169L35 168ZM100 170V169H99ZM111 170V169H110ZM116 170V169H115ZM119 170V169H118ZM140 170V169H139ZM144 170V169H143ZM147 170V169H146ZM175 170V169H174ZM180 170V169H179ZM196 170V169H195ZM200 170V169H199ZM234 170V169H233ZM35 171V172H36ZM137 171V170H136ZM177 171V169H176ZM175 171V172H176ZM203 171V170H202ZM215 171V170H214ZM219 171V170H218ZM230 171V170H229ZM34 172V171H33ZM34 172V173H35ZM42 172V171H41ZM142 172V171H141ZM145 172V171H143ZM149 172V171H148ZM188 172V171H187ZM220 172V171H219ZM32 173V174H34ZM137 173V172H136ZM146 173V172H145ZM167 173V171H166ZM192 173V172H191ZM204 173V171H203ZM213 173V171H212ZM230 173V172H229ZM39 174V173H38ZM37 174V175H38ZM122 174V173H121ZM181 174V173H180ZM189 174V173H188ZM207 174V173H206ZM224 174V173H223ZM236 174V173H234ZM247 174V173H246ZM35 175V174H34ZM40 175V174H39ZM155 175V174H154ZM201 175V174H200ZM216 175V172H215ZM222 175V174H221ZM220 175V176H221ZM245 175V174H244ZM144 176V175H141ZM140 176V177H141ZM166 176V175H165ZM194 176V175H193ZM207 176V175H206ZM219 176V175H218ZM235 176V175H234ZM36 177V175H35ZM32 178V179H35ZM92 177V176H91ZM94 177V176H93ZM138 177V176H137ZM149 177V176H148ZM157 177V176H156ZM180 177V176H179ZM189 177V176H188ZM205 177V175H204ZM247 177V176H246ZM30 178V179H31ZM39 178V176L37 177ZM160 178V177H159ZM217 178V176H216ZM222 178V177H221ZM250 178V177H249ZM32 179L30 181V183L32 182ZM94 179V178H93ZM169 179V178H168ZM171 179V178H170ZM191 179V178H190ZM199 178H197L196 180H198ZM214 179V178H212ZM252 179V178H251ZM36 180V179H35ZM38 180V179H37ZM42 180V179H41ZM45 182V178L43 179ZM127 180V179H126ZM166 180V179H165ZM220 180V179H219ZM34 181V180H33ZM50 181V182H52ZM94 181V180H93ZM128 181V180H127ZM175 181V180H174ZM192 181V180H190ZM189 181V182H190ZM211 181V180H210ZM240 181V180H239ZM29 182V180H28ZM35 182V181H34ZM37 182V181H36ZM40 182V178L39 181ZM92 182V181H91ZM106 182L107 179H106ZM118 182V181H117ZM131 182V181H129ZM161 182V181H160ZM246 182V181H245ZM53 183V184H54ZM133 183V182H131ZM137 183V182H136ZM147 183V181H146ZM144 185V187L148 186V184ZM154 183V181H153ZM158 183V182H157ZM164 183V182H162ZM167 183V182H166ZM210 183V182H209ZM221 183V182H220ZM241 183V181H240ZM42 184V183H40ZM45 184V183H43ZM52 184V183H49ZM142 184V183H141ZM171 184V183H170ZM203 184V182L201 183V185ZM208 184V183H207ZM223 184V183H222ZM231 184V183H230ZM239 184V183H238ZM35 185V184H34ZM37 185H39V183H37ZM61 185H64L61 188ZM95 185V184H92ZM103 185V184H102ZM155 185V183H154ZM158 185V184H157ZM164 185V184H163ZM182 185V184H181ZM225 185V184H224ZM98 186V185H97ZM112 186V185H111ZM118 186V185H116ZM142 186V185H141ZM140 186V187H141ZM187 186V185H186ZM193 186V185H192ZM212 186V184H211ZM33 187V186H32ZM37 187V186H36ZM47 187V188H48ZM91 187V186H90ZM134 187V185H133ZM139 187V186H138ZM143 187V189H144ZM158 187V186H156ZM161 187V186H159ZM158 187V188H159ZM173 188V185L171 186ZM203 187V186H202ZM215 187V186H214ZM213 187V188H214ZM41 188V189H42ZM96 188V187H95ZM100 188V187H99ZM119 188V187H118ZM147 188V187H146ZM162 188V187H161ZM169 188V187H168ZM190 188V187H189ZM207 188V187H206ZM212 188V189H213ZM226 188V187H225ZM235 188V187H234ZM252 188V187H251ZM254 188V187H253ZM260 188V187H259ZM40 189V187L38 188V190ZM87 189V188H86ZM112 189V188H110ZM117 189V188H116ZM123 189V188H122ZM128 189V188H127ZM133 189V188H132ZM148 189V188H147ZM157 189V188H156ZM155 189V190H156ZM179 189V188H178ZM202 189V188H201ZM200 189V190H201ZM37 190V188H36ZM57 192V195H53L56 194L55 191ZM89 190V189H88ZM102 190V188H101ZM104 190H106L104 188ZM113 190V189H112ZM119 190V189H118ZM126 190V189H125ZM130 190V189H129ZM150 190V189H149ZM159 190V189H158ZM168 190V189H167ZM171 190V189H170ZM187 190V189H186ZM199 190V191H200ZM203 190V189H202ZM227 190V189H225ZM249 190V189H248ZM261 190V189H259ZM263 190V189H262ZM54 191V192H53ZM154 191V190H153ZM160 191V190H159ZM164 191V190H162ZM198 191V190H197ZM207 191V190H205ZM232 191V190H231ZM236 191V190H235ZM250 191L252 192V189H250ZM114 192V191H113ZM121 192V191H120ZM124 192V191H123ZM145 192V191H144ZM152 192V190H151ZM150 192V194H151ZM178 192V191H177ZM220 192V191H219ZM264 192V191H263ZM128 193H130L128 191ZM127 193V195L129 196V194ZM157 193V191H156ZM175 193V192H174ZM222 193V190H221ZM227 193L229 194V192L227 191ZM78 194V193H77ZM106 194V193H105ZM188 194V193H187ZM194 194V192H193ZM202 194V191H201ZM226 194V193H225ZM227 194V196L229 197V195ZM253 193H251L252 196ZM257 194V193H256ZM79 195V194H78ZM109 195V193H108ZM127 195H124V198H126V200L128 199ZM149 195V194H148ZM168 195V194H166ZM178 195V194H177ZM211 195V193H210ZM81 196V195H80ZM87 196V195H85ZM112 196V195H110ZM109 196V197H110ZM144 196V195H143ZM153 196V195H152ZM199 196V195H198ZM195 196V197H198ZM213 196V195H212ZM221 196V195H220ZM225 196V195H224ZM256 195H254L255 197ZM115 197V196H114ZM136 197V196H135ZM161 197V196H160ZM170 197V196H169ZM210 197V196H209ZM216 197V196H215ZM222 197V196H221ZM231 197V196H230ZM229 197V198H230ZM248 197V196H247ZM253 197V198H254ZM79 198V197H78ZM118 198V197H117ZM137 198V197H136ZM175 198V197H174ZM178 198V197H176ZM200 198V197H198ZM220 198V197H219ZM115 199V198H114ZM121 199V198H119ZM143 199V198H142ZM148 199V198H147ZM164 199V198H163ZM163 199L161 200V202L163 201ZM173 199V198H172ZM196 199V198H195ZM203 199V198H202ZM211 199V197H210ZM217 199V198H216ZM228 199V198H227ZM117 200V199H116ZM115 200V202H116ZM124 199H122L123 202ZM125 200V201H126ZM165 200V199H164ZM212 200V199H211ZM244 200V199H243ZM251 200V199H250ZM87 201V200H86ZM112 201V200H111ZM123 202L124 204L126 202ZM130 201V200H129ZM128 201V202H129ZM139 201V199H138ZM146 201V200H145ZM180 201V200H179ZM206 201V199H205ZM204 201V202H205ZM214 201V199H213ZM216 201V200H215ZM214 201V204H215ZM218 201V200H217ZM222 201V200H221ZM228 201V200H227ZM114 202V200L112 201ZM121 202V201H120ZM121 202V203H122ZM147 202V201H146ZM190 202V201H189ZM198 202V201H197ZM231 202V200H230ZM242 202V201H241ZM119 203V202H118ZM145 203V202H144ZM163 203V202H162ZM170 203V202H169ZM188 203V201H187ZM196 203V201H195ZM201 203V201H200ZM210 203V202H209ZM232 203V202H231ZM230 203V204H231ZM133 204V203H132ZM131 204V205H132ZM136 204V201H135ZM151 204V203H150ZM157 204V203H156ZM167 204V203H166ZM208 204V202H207ZM212 204V203H211ZM222 204V203H220ZM224 204V203H223ZM222 204V206H223ZM229 204V202L227 203V205ZM229 204V205H230ZM235 203H233L234 205ZM245 204V203H243ZM105 205V204H103ZM107 205V204H106ZM115 205V204H114ZM123 205V204H122ZM171 205V203H170ZM169 205V206H170ZM179 205V204H178ZM192 205V204H191ZM82 206V205H81ZM108 206V205H107ZM143 206V205H142ZM141 206V207H142ZM161 206V204H160ZM174 206V205H173ZM176 206V204H175ZM197 206V205H196ZM226 206V204H225ZM224 206V207H225ZM78 207V206H76ZM157 207V206H155ZM154 207V208H155ZM162 207V206H161ZM164 207V206H163ZM182 207V206H181ZM223 207V208H224ZM227 207V206H226ZM234 207V206H232ZM158 208V207H157ZM168 208V207H167ZM170 208V207H169ZM168 208V209H169ZM186 208V207H185ZM189 208V207H188ZM194 208V207H193ZM222 208V207H221ZM230 207H228L229 209ZM235 208V207H234ZM253 208V207H252ZM80 209V207H79ZM187 209V208H186ZM202 209V208H200ZM225 209V208H224ZM232 209V208H231ZM230 209V210H231ZM157 210V209H156ZM167 210V209H166ZM181 210V209H180ZM188 210V209H187ZM72 211V212H71ZM78 211V210H77ZM80 211H82V209H80ZM159 211V210H158ZM163 210H161L162 212ZM165 211V209H164ZM169 211V210H168ZM178 211V210H177ZM184 211V209H183ZM193 211V210H192ZM207 211V210H206ZM223 211V210H222ZM225 211V210H224ZM228 211V210H227ZM106 212V211H105ZM135 212V211H134ZM175 212V211H174ZM226 212V211H225ZM70 213L71 216H70ZM82 213V212H81ZM121 213V212H120ZM165 213V212H164ZM186 213V212H185ZM184 213V214H185ZM188 213V212H187ZM194 213V211H193ZM206 213V212H205ZM170 214V213H168ZM9 216V219H12L14 217L15 214H7ZM110 215V214H109ZM114 214H112L113 216ZM160 215V214H159ZM178 215V214H177ZM247 215V214H246ZM88 216V215H87ZM176 216V215H175ZM187 216V215H186ZM189 216V215H188ZM73 219L71 220L70 219ZM117 217V216H116ZM127 217V216H126ZM153 217V214H152ZM199 217V215H198ZM197 217V218H198ZM261 217V216H260ZM129 218V217H128ZM141 218V217H140ZM181 218V217H180ZM191 218V217H190ZM71 220V221H70ZM141 220V219H140ZM189 220V219H188ZM187 220V221H188ZM192 220V219H191ZM65 221V222H66ZM67 221V222H68ZM88 221V220H87ZM117 221V220H116ZM143 218H142V222H143ZM77 222V220H76ZM74 222V223H76ZM92 222V221H91ZM90 222V224H91ZM138 222V221H137ZM31 223V224H32ZM88 224V223H87ZM144 224V223H143ZM198 224V223H197ZM138 225V224H137ZM147 225V224H144ZM143 225V227H144ZM174 225V224H173ZM182 225V224H181ZM192 225V224H191ZM195 225V224H194ZM199 225V224H198ZM202 225V224H201ZM248 225V224H247ZM131 226V225H130ZM136 226V225H135ZM154 226V225H153ZM172 226V225H171ZM184 226V224H183ZM218 226V225H217ZM223 226V225H222ZM119 227V226H118ZM142 227V228H143ZM151 227V226H148ZM160 227V226H159ZM170 227V226H169ZM180 227V226H179ZM252 227V226H251ZM31 228V227H29ZM140 227H138L139 229ZM140 228V229H142ZM146 228V226H145ZM162 228V227H161ZM174 228V227H173ZM202 228V227H201ZM223 228V227H222ZM148 228H146L147 230ZM190 229V228H189ZM30 231V229H28ZM32 230V228H31ZM121 230V229H119ZM150 230L152 231L153 229L150 228ZM171 230L172 227H171ZM177 230V228H176ZM202 229H200L201 231ZM204 230V229H203ZM28 231V232H29ZM36 231V230H35ZM124 231V230H123ZM133 231V230H132ZM140 231V230H139ZM145 231V230H144ZM144 231L142 233H144ZM151 231L148 234L149 236L153 237L154 236L157 238L159 237L160 234H158V236L155 235L152 236ZM178 231V230H177ZM146 232V231H145ZM157 232V231H155ZM161 232L158 231L157 233ZM166 232V231H165ZM176 232V231H174ZM205 232V230H204ZM27 233V232H26ZM31 233V231H30ZM34 233V231H33ZM32 233V234H33ZM118 233H120V231H118ZM147 233V232H146ZM153 233V231H152ZM191 233V232H190ZM28 234V233H27ZM130 234H132L130 232ZM136 234V233H135ZM147 234V236H148ZM151 234V235H150ZM154 234V233H153ZM164 234V233H163ZM169 234V233H168ZM171 234V233H170ZM133 235V234H132ZM146 235V234H145ZM144 235V236H145ZM162 235V233H161ZM180 235V234H179ZM183 235V234H182ZM31 236V235H30ZM78 235H76L75 237H77ZM131 236V235H130ZM134 236V235H133ZM146 236V238H147ZM164 235L160 236L162 237L161 240H164L163 237ZM169 236V235H168ZM187 236V235H186ZM25 237V236H24ZM136 237V236H135ZM138 237V236H137ZM159 237V238H160ZM175 237V236H174ZM16 238V236H15ZM23 238V237H22ZM120 238V237H119ZM122 238V237H121ZM134 238V237H132ZM132 238L128 239L131 240ZM143 238V237H142ZM141 238V239H142ZM145 238V237H144ZM157 238V239H159ZM169 238V237H168ZM167 238V239H168ZM179 238V237H178ZM185 238V237H183ZM189 238V237H188ZM187 239V238H186ZM23 240V239H22ZM27 240V239H26ZM75 240V239H74ZM73 240V241H74ZM134 240H139V238ZM134 240L132 239L131 241L134 242ZM146 240V239H145ZM143 240L144 244H146L147 240L145 241ZM155 240V239H154ZM180 240V239H179ZM183 240V239H182ZM15 241V240H14ZM39 241V243H40ZM72 241V242H73ZM141 241V240H140ZM138 241V242H140ZM150 241V238L149 240ZM157 241V240H155ZM159 241V240H158ZM157 243L160 245V243L162 242H158ZM165 241V240H164ZM185 242V240H183ZM192 241V240H191ZM117 242V241H116ZM129 242V241H128ZM127 242V243H128ZM142 242V241H141ZM171 242V240H170ZM177 242V241H176ZM182 242V241H181ZM8 243V242H7ZM36 243L35 245H33L32 249H35L36 247ZM64 243V244H63ZM131 243V242H130ZM150 242H148L149 244ZM156 243V242H155ZM155 243L151 245H155V247L157 246ZM190 243V242H189ZM24 244V243H23ZM33 244V243H32ZM135 244V243H134ZM133 243L131 245H134ZM137 245L139 243H136ZM214 244V243H213ZM4 245V244H3ZM3 245H1L3 247ZM11 246V244H8L7 246H5V248L7 247L9 250V247ZM143 244L141 243V246ZM150 245V246H151ZM163 245V244H162ZM160 245V246H162ZM199 245V244H198ZM197 245V246H198ZM9 246V247H8ZM39 247V245H37ZM47 248H46V247ZM136 247V245H134ZM146 246V245H144ZM180 246V244H179ZM184 246V244H183ZM203 246V245H202ZM35 247V248H34ZM143 247V246H142ZM164 247V245H163ZM134 248V247H133ZM139 248V246H138ZM147 249H150L149 246H146ZM144 248V249H146ZM152 248V247H151ZM156 248H160L159 246ZM192 248V247H191ZM201 248V247H200ZM205 248V247H204ZM2 249V248H1ZM26 249V248H25ZM24 249V250H25ZM30 249V248H28ZM27 249V250H28ZM40 249V247H39ZM42 249V248H41ZM44 249V250H45ZM103 249V248H102ZM137 249V248H136ZM141 249V247H140ZM139 249V250H140ZM143 249V250H144ZM155 249V248H154ZM163 248L161 247V250ZM183 249V247H182ZM197 249V248H196ZM203 248H201L202 250ZM4 250V249H2ZM22 250V249H21ZM143 250H141L143 252ZM152 250V249H151ZM158 250V249H157ZM157 250H153V251H157ZM164 250H166L164 248ZM174 250V248H173ZM6 254L7 253H11L10 250L9 252H7V249L5 250ZM31 251V249L29 250ZM28 251V252H29ZM43 251V250H42ZM103 251V250H101ZM105 251H108L107 249ZM133 251V250H132ZM131 251V252H132ZM138 251V250H137ZM146 251V250H145ZM144 251V252H145ZM160 252V250H158ZM186 251V250H185ZM184 251V252H185ZM2 252V251H1ZM0 252V253H1ZM26 252V251H25ZM47 252V251H46ZM95 252L94 255H92ZM110 252V251H109ZM147 252V251H146ZM154 252V253H155ZM163 252V251H162ZM170 252V251H169ZM173 252V251H172ZM183 252V250H182ZM236 252V251H235ZM30 253V252H29ZM32 253V252H31ZM42 254H44V252H41ZM136 253V252H135ZM139 253V252H138ZM150 253V252H149ZM153 252H151L152 254ZM157 253V252H156ZM154 254V258L156 257V259L158 258L156 255L158 254ZM161 253V252H160ZM163 253H166L165 251ZM226 253V252H225ZM20 254V253H19ZM22 254V253H21ZM28 254V253H26ZM34 254V253H33ZM49 254V253H48ZM102 254V252H100L99 256ZM105 255L108 254L110 255L111 253H104ZM137 254V253H136ZM146 254V253H145ZM174 254V253H173ZM180 254V252L178 253ZM1 255V254H0ZM8 255V254H7ZM6 255V256H7ZM23 255V254H22ZM21 255V257H23ZM38 255V254H36ZM34 255L36 258L37 256ZM53 254V256H55ZM67 255V256H64ZM113 255V254H111ZM110 255V256H111ZM138 255V254H137ZM148 255V254H147ZM150 255V254H149ZM161 256L162 254H158V256ZM165 255V254H164ZM205 255V254H204ZM13 256V254L11 253L10 257ZM17 256V255H16ZM16 256L15 259H18ZM20 256V255H19ZM18 256V257H19ZM25 256V253H24ZM27 256V255H26ZM30 256V255H29ZM98 256V257H99ZM104 256V255H102ZM144 255L140 254V257ZM153 258V255H151ZM167 256V255H165ZM164 256V257H165ZM174 256V255H173ZM176 256V253H175ZM203 256V255H202ZM254 256V255H253ZM13 257V258H14ZM39 257V256H38ZM42 257V256H40ZM39 257V259H41ZM45 257V256H44ZM69 257V258H67ZM101 257V256H100ZM106 257V256H105ZM113 257V256H112ZM134 257V256H132ZM164 257H162L164 259ZM193 257V255H192ZM5 258V257H4ZM8 258V257H7ZM10 258V259H13ZM25 257H23V260L25 262ZM29 258V257H28ZM27 258V259H28ZM43 258V257H42ZM50 258V257H48ZM110 259H112L111 257H109ZM115 258V257H114ZM118 257H116L117 259ZM142 258V257H141ZM145 258V257H144ZM143 260H146L144 259ZM153 258V259H154ZM160 258V257H159ZM158 258V259H159ZM161 258V259H162ZM167 258V257H166ZM174 258V257H173ZM201 258V257H200ZM257 258V257H256ZM3 261V257L1 258ZM6 259V258H5ZM26 259V260H27ZM34 260V257L31 258ZM30 258L28 259L29 261L31 260ZM45 260V258H43ZM56 259V258H55ZM54 259V260H55ZM71 259V262H70ZM97 259H102V261L96 260L98 262H103L105 260H103L104 258H97ZM109 259V260H110ZM161 259L159 261H161ZM162 259V261H164ZM182 259V258H181ZM14 260V259H13ZM48 260V259H47ZM53 260V261H54ZM92 260V261H93ZM108 259L106 258V261ZM108 260V261H109ZM115 260V259H114ZM118 260V259H117ZM116 260V261H117ZM134 260V259H133ZM138 260V259H136ZM166 260V259H165ZM168 260V259H167ZM178 260V258H177ZM186 260V259H184ZM189 260V259H188ZM193 260V258H192ZM261 260V259H260ZM7 261V260H6ZM17 261V260H15ZM22 261V258L21 260ZM35 261V260H34ZM38 261V260H37ZM43 261V260H42ZM42 261L39 260L38 263H41ZM51 261V260H50ZM56 261V260H55ZM58 261V260H57ZM56 261V262H57ZM60 264H63L62 259L60 260ZM68 261V260H66ZM66 261L64 262V264L66 263ZM95 261V262H96ZM105 263L108 264V261ZM113 261V260H112ZM110 261V262H112ZM115 261V262H116ZM151 262L149 259H147V262ZM154 261V260H153ZM158 261V260H157ZM157 261L156 264H157ZM174 261V259H173ZM211 261V260H209ZM5 262V261H4ZM3 262V263H4ZM13 262V261H11ZM28 262V261H27ZM26 262V263H27ZM33 262V261H32ZM46 262V261H45ZM93 262V263H95ZM96 262V263H98ZM138 262V261H136ZM198 262V261H196ZM195 262V263H196ZM200 262V260H199ZM203 262V261H202ZM232 262V261H231ZM261 262V261H260ZM6 263H10V261L6 262ZM14 263V262H13ZM11 263V264H13ZM17 263V262H15ZM19 263V262H18ZM29 263V262H28ZM49 263V262H48ZM55 263V262H53ZM51 262V264H53ZM68 263V264H69ZM104 263V264H105ZM118 263L119 260H118ZM146 263V261H145ZM154 263V262H153ZM164 263H166L164 261ZM163 263V264H164ZM177 263V261H176ZM187 263V262H186ZM1 264V263H0ZM20 264H23V262ZM25 264V263H24ZM31 264V263H30ZM34 264V262H33ZM44 264V263H43ZM50 264V263H49ZM58 264V263H57ZM67 264V263H66ZM85 264V263H82ZM92 264V263H91ZM100 264V263H99ZM103 264V263H102ZM114 264V263H112ZM143 264V263H142ZM148 264V263H146ZM152 264V263H151ZM159 264V263H158ZM161 264V263H160ZM172 264V263H171ZM185 264V262H184ZM197 264V263H196ZM201 264V263H199Z\"/></svg>",
	"mask_w": 264,
	"mask_h": 264
},
{
	"label": "crops",
	"instance_id": "3",
	"mask_svg": "<svg viewBox=\"0 0 264 264\" xmlns=\"http://www.w3.org/2000/svg\"><path fill=\"white\" fill-rule=\"evenodd\" d=\"M162 133L163 134L160 138L162 139V143H165L163 145L164 146L166 145V148L163 147L164 148L163 153L168 155L167 153H169V150H170V131H169V129L168 130L162 129ZM166 134H168V135H167V137L164 138V136ZM168 148H169V150H168ZM243 150H244V154H249V156H253V158H255V160L253 159L254 164L252 166H247L246 164H243L242 168L237 167L234 170L235 171L234 173H236V174L231 173V171L228 170L227 182L225 183V186L222 189V191L225 195V198L223 199L220 195L218 196L219 192L217 191V196L213 198L214 201L216 200L215 204H214L213 199H212V201H211V199H209L210 203L208 202V204L205 208L206 213L204 212V214H207V211L209 209L212 210V212H213L212 214H218V223H217L218 226L212 225L211 229L207 228L208 229L207 230V229L203 228L204 224L201 225L202 222H199V225H196L194 228L193 227H189L190 229L188 228V234H195L196 236H198V239L195 242H197V241L201 242L203 240L204 230H205V234L210 237V240L212 237L215 238L213 243L216 245H218L220 242H223V240L228 238V240L230 242L229 248H231L232 252H234V255L232 254V256H229L228 259H226V258L223 259V264H252V261L250 260V257H251L250 254L252 252L251 250L253 248H257V246L260 245L261 250L264 251V192H263L264 191V166H263L264 164L257 163L258 160L262 159L260 157V155L262 153L261 152H255V154H251V152H249L250 150L247 149V147H245V146L243 147ZM164 151H166L167 153H165ZM254 155H257V157ZM168 165L169 164H167V162L165 163V161H163V163H162V172H163L162 182H164V183H162V185H161L162 188L159 186H158L159 188L155 187V188H158L160 191L158 189H156V191H157V193H156L155 188L153 191L154 195H156L158 197L157 203H158V208H159L158 210L159 211L157 210L156 212H153L152 210L149 209V207H147L146 210H144V209L142 210V208H141V210H139V208H138V210L136 212H134V214H154V213L160 214L161 210H163L162 214H168L169 213V211H168L169 210L168 209L169 204L167 203V201L164 200L165 194L167 192H169V190H170V177H169L170 166H168ZM237 169H239V170H237ZM165 171H167V173H166L167 183L166 184H165V180H164L165 179L164 178ZM141 175H144V176H142V180L143 181L145 180V182L147 181V184H148L149 179H151V177H150L151 175L147 171H146V174H145V172H143V174H141ZM239 180L241 181V183ZM143 181H141V179L140 180L138 179L136 181L137 186L144 185ZM219 186H220V184H217L215 186V188L217 189V188H219ZM225 189H227V190H225ZM250 189H252V192L250 191ZM259 189H261V190H259ZM162 190H164V191H162ZM227 191L229 192V194L227 193ZM251 193H253L252 196H251ZM145 194H149L148 190H146L145 192L144 191H137L138 199L140 198V196L142 197ZM227 194L229 195V197L230 196L231 197L229 198L227 196ZM254 195H256V196L254 197ZM162 199H163V201H162L163 203L161 202ZM230 200L232 203L230 202ZM200 201L202 203L201 199H200ZM165 202L168 204V206ZM228 202H229V204L230 203L231 204L227 205ZM220 203H222V204L224 203L223 206ZM233 203H235V204L233 205ZM243 203H245V204H243ZM160 204L162 207L160 206ZM225 204L227 207L225 206ZM232 206H234L235 208ZM228 207H230V208L228 209ZM200 208H202V209H200ZM164 209H165V211H164ZM183 209L185 211L186 208L182 206V208H181L182 212H183ZM202 210H203L202 204H200L199 202L196 201L195 206H194V214H196V215L194 216V219L197 217V214H203ZM182 212H181V214H182ZM200 229H202V230L200 231ZM207 231H209V233ZM258 236L260 238H258ZM259 242L261 244H259ZM218 249H219V247H218ZM215 261L216 260H214V262Z\"/></svg>",
	"mask_w": 264,
	"mask_h": 264
}]
</instances>
